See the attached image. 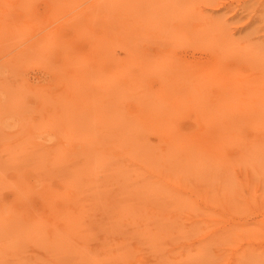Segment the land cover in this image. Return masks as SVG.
<instances>
[{"label":"rangeland","instance_id":"374dc122","mask_svg":"<svg viewBox=\"0 0 264 264\" xmlns=\"http://www.w3.org/2000/svg\"><path fill=\"white\" fill-rule=\"evenodd\" d=\"M31 1L32 0L30 1L28 0H0V30H1L0 31V110H1L0 116L2 117V118L0 117V157L2 156L1 157L2 159L0 158V163L2 165L0 164V166L3 168L2 170L0 169V177H2L1 180H3L4 178V182L0 180V184H1L0 186L2 188L4 187L6 188L4 189L5 191L3 189H0V198H1L0 199V212L3 211L2 214H0V218L3 220L6 219L5 222L3 220L0 221L1 222L0 228H5L7 231V232H2L0 234L2 236L0 237V264H24V263L25 264H80V263L81 264H96L97 260H99L100 258V256H98L100 252L103 257L106 254V257H104V259L100 258L101 263H99L98 261L99 264H108V261H109V264H111L112 261H113L112 264H167V263L173 264L174 262H177L178 260L180 261L174 264H181V262H184L182 264H197V263L201 264V261L204 262L207 260L205 259V257L206 258L208 257L209 258L208 260L211 261V262L207 261L208 264L210 263L211 264H264V183H262L264 182V176H262L264 174L257 173V172L264 173V153H262L264 152V150H262V148H264L262 146L264 145L261 146L262 148L258 147L259 140H260V144L264 143V127H261V126H264V104H260V102L264 103V0H138V1L137 0H113V1L112 0H104V1L100 0V2L99 0H74L75 2L73 0H63V1L62 0H55V1L54 0H33L32 2ZM56 4H58V6ZM52 6L53 7L55 6V7L52 8ZM47 14H51L50 17ZM66 21H68L70 24ZM158 24L160 26H158ZM17 25H18V28H17ZM20 26H23V27L20 28ZM159 27L160 28L162 27V28L160 29ZM23 29H25V33ZM166 29H167V32H166ZM136 32L137 34L140 32L141 33L137 35L135 34ZM53 34L55 35L53 36ZM138 36H140L141 38ZM134 38L137 40L136 42ZM95 41H98V42L96 43ZM101 41H103V43ZM45 42L47 43L45 44ZM30 44H31V48L29 47ZM69 51H73V52H69ZM36 52H39V53H36ZM67 53H68V56H67ZM92 53H95L96 55ZM100 53H102V57ZM110 53H111V57L109 56ZM159 54H161L162 56L161 59H158L160 58ZM95 56L97 57L95 58ZM70 58L71 60H69ZM140 58L142 59L140 60ZM154 58H157V59H154ZM167 58H169L170 62L168 61ZM106 59L108 60L112 59V60L106 61ZM164 59H167V60H164ZM37 61L39 62L38 64H37ZM165 62L167 64H165ZM44 64H45V67H44ZM46 64H47V67H46ZM102 65L104 68H106L107 71L104 68L103 69L101 68ZM120 65H121V70H123V72L119 69ZM148 65L150 68L148 67ZM155 65L156 66L161 65V68L163 67V69L161 70L159 69L160 74H158L159 70H157L160 67H157L156 69ZM85 68L87 69L85 70ZM144 68H145V71H144ZM72 69L74 70L77 69V70L76 72H72L74 71ZM125 70H127L128 73L125 72L124 74ZM141 70H143L144 72ZM153 70H156V71H153ZM101 71H104V72H101ZM165 71L168 75L165 73ZM187 71H189L188 75H187L188 73ZM90 72L94 75H92ZM161 72H164V73L161 74ZM185 72L187 76H190V78L194 77L193 80L195 79V76L196 78H198L200 76L214 77L215 75L216 79L214 80L216 81L212 80L211 78L210 82L208 83L209 85H206L207 87L205 88V91L199 92L196 86L197 84H194L195 81L191 82L192 79L188 78L187 80L186 79L187 77H184L186 76L184 74ZM182 73L184 76L182 75ZM209 73H211V75ZM227 73L229 74L224 75ZM174 74H177V75H174ZM212 74L214 75L212 76ZM108 75H110L109 77H111V79L108 77ZM159 75L164 76V77L161 78L159 77ZM219 75L222 76V78L225 76L228 77L231 75L229 79L226 78L224 80L230 82L231 79L233 78L232 80L233 84H232V81L231 83L226 82L228 85H224L226 86V88H223L221 85L224 81L222 82V79ZM135 76H137V78ZM112 77H114V79ZM123 77L124 78L126 77V79L128 78L130 81L128 79L127 80L124 79ZM132 77H134V79ZM118 78L121 80H119ZM138 79H140L141 81H138ZM178 79L180 80V82L178 81ZM100 80H101V85H99ZM114 81L116 82L114 83ZM211 81H214L216 83L212 84L213 82L211 83ZM218 81H221V82H218ZM104 82L105 84H103ZM162 83L163 84L165 83V86ZM176 83H178L177 85L179 86H177ZM242 83L244 85L248 83L249 86L251 85L253 86V88L251 89L247 85L246 86L248 88L247 90V88L244 87ZM113 84H114V87H113ZM117 84H120L122 86H119ZM215 84L217 85L215 86ZM233 85H234V88H235V85H236V88L238 86V89L243 86V88H241L242 91L240 90L239 91L241 93L244 91V94L242 93L241 95V93L238 92L237 91L238 89L236 90V88H235L236 91L235 90L233 91V88H232ZM193 86L195 87V90L193 89L194 88ZM172 88L173 89L175 88L177 90L174 89L175 91L173 93ZM189 88H190V91H189ZM207 88H208V93L206 92ZM34 89L35 90L37 89L38 91H34ZM161 90L162 91L164 90L163 91L164 98L161 96L162 95V93H160ZM178 90H179V93H182V95L184 94H187V95L181 96V94L178 93ZM229 90L232 93L229 92ZM245 90H246V93H245ZM39 91L41 93H39ZM150 92L152 93L151 95H150ZM236 92L237 94H234ZM159 93L161 97L158 96ZM111 94L112 95L114 94L113 97ZM175 94H176V98L174 96ZM231 94L233 95L231 96ZM141 96H143L144 99L141 98ZM234 96L236 98L239 97L241 101L240 100L236 101V98ZM245 96L246 97L248 96V97L246 98ZM159 97L161 99H159ZM150 98H151V102L149 101ZM54 99H57V101ZM140 99L142 101H140ZM156 99L158 100L156 101ZM229 99L230 101L228 102ZM109 100L111 102H109ZM165 100H167V102ZM162 101H165V102H162ZM169 101L173 105L170 104ZM239 101H240V104H239ZM248 102L250 105L247 104ZM229 104H232V105H229ZM52 105L53 106L55 105L54 106L55 109L53 108ZM98 105H101V106H98ZM227 105H228V108L226 107ZM241 105H244V106H241ZM151 106H153V109H149V108H152ZM171 106H173V108ZM33 107L36 109H34ZM16 108H18L19 110ZM112 108L115 110H113ZM139 108L141 112H138L140 111L138 110ZM24 109H27V110H24ZM38 109L39 110L41 109L42 111L41 110L39 111ZM89 109L90 111H88ZM103 109H104V112H103ZM144 109H146V111H144ZM161 110H163V112ZM213 110H216V111L213 112ZM83 111L85 112V114ZM158 111L159 113H157ZM143 112H147V113H143ZM138 113H141L142 118L138 117L140 116L138 115ZM216 113L218 114L216 115ZM219 113H222V114H219ZM124 114L126 116H124ZM133 115H135V117ZM148 115H150L152 118L154 117L153 120L150 119ZM196 115L199 116L201 120ZM6 116L8 117V119ZM11 116L13 117L11 118ZM120 116L122 117L120 118ZM146 116L148 117L146 118ZM62 117L64 118V121ZM113 117H115L114 121H113ZM207 117H209V120ZM203 120H205L206 122ZM230 120H232L233 122L231 123ZM199 122L200 124L198 127L197 123ZM113 123H114V126H113ZM202 123L204 124V126L202 125ZM43 125H45L46 127ZM164 125H165V128H164ZM33 126L35 128H33ZM73 126L76 128H74ZM197 127L199 128V130ZM205 127H207V130L210 132H208ZM155 128L157 130L154 131ZM172 131L173 133H170ZM219 133L222 134L223 136L220 135ZM53 134H55L56 136H54ZM156 134L159 137L155 136ZM225 135H227L228 137L224 138ZM232 135H236V137L241 136L240 137L242 138L241 140H244L245 137H246L245 138L246 140H249V139L252 140V138L253 140L255 139V141H252V143L250 144L251 146L254 145L252 146L251 149L254 150L255 153L253 151L250 152L251 150L249 151L250 153L247 150H245V154H246L245 155L246 158H245V156H243L244 153L243 155L240 154L243 149L241 140L238 139L239 144H240L239 148H235V147H238L237 145L238 141L236 140L237 138L235 139L232 138L233 137ZM61 136L64 140L61 138ZM229 136L233 140H235V142L237 141L236 142L237 144L234 143V141L232 142ZM192 138L194 139V141L192 140ZM212 139L214 140L219 139V141H216L217 143L221 142L222 146L226 145L225 147H227V149L222 148V150H224L226 154L237 155L236 153H239V152L240 153L235 158L234 157L232 158V155H230L232 159H230V157L229 159L225 157L226 159L230 161L231 160L234 161V164H233L234 166H232L233 168L230 166L228 168V165H230V163L228 164V160L223 158V156L221 155V154L224 155V153L219 154L221 155L219 159L223 158V162H224V163L223 162L221 163V166L217 167L216 161L213 162L214 166L212 165L213 163L210 165V162L209 164H207L204 161V164L199 165L198 167L199 169L196 167L197 170H199L198 172L200 173V175L198 173V177L206 181L205 185H203L204 180L202 181L200 178L199 180L198 179L192 180V178H190L188 174L190 173L188 172V170L185 171L186 173H183V174H187L184 176L186 177L188 176L191 180V182L189 179L186 180V181L189 180L188 182H186L188 183L187 184L188 187H186V185L183 184L185 185V187H181V185L180 186L177 185V186H171V189L176 192L180 190L182 195L180 194V192L179 193L177 192V193L179 194V196L181 195L180 197L184 196L182 198L185 199L184 200L185 203L190 202L191 204L192 203L191 200H193V203H192L193 207L191 206L192 204L189 205L190 207L186 205L185 206V208H187L186 211H185V208L178 209L180 210L178 211L176 210V207H169L170 205L167 203L168 201H170L169 200L170 198H168L169 196L164 195V197L161 199L160 196H158L159 198H157V196L155 197L153 195L147 196L145 194L140 195V194H136L133 192L131 193L130 190L128 189H131L130 187H137L139 184L138 180H141L142 177H140V175H134V173L132 172L131 173L133 175L130 174L129 176L130 169H136L135 167L126 170V173L127 171L129 173L126 174L125 176L124 174L125 170H123V168L121 169V167H118V166H121L122 164L116 165V163H118L117 158L119 155H116L117 158H114L115 156L114 153L116 154L121 153L120 154L121 156L124 151H127V148L130 151H132L131 153H133L134 156L136 154H138L136 155V157L140 156V153H144V151L146 150V148L143 145L146 144V142L148 141L147 143H152L150 145L147 144L148 146L147 149L149 150V154L151 153L150 150L152 151L154 148L157 149V147L155 146L159 147L160 153L164 152L167 149L165 151L167 153L164 152L165 153L164 155H167V154L170 155L169 158L167 155V158L169 159L168 161L169 163L167 164H171L172 162L171 156H175V154L177 157L179 156L178 158H175L176 157L175 156L174 157L175 159H173L177 163L176 164L173 161L175 167L172 166V168L174 167L175 171H176V168H178L179 171L181 170L179 167H176L180 163L182 165L184 163L187 164V166H185V164L183 165L184 168L185 167L188 168L189 166H191L189 171L193 169L195 171L194 166L196 164H199L200 160H199V163L197 160H196L197 163H195L194 161L195 159L193 160L191 159V157L193 158L195 156H192V155L196 154V153L194 154L195 151H198V150L200 151V148H202L201 145L203 147L204 145L205 147H208L207 142H209V140L213 141ZM119 140L122 141L121 143L122 147L119 146L121 145L119 144L120 143ZM188 140L189 142H187ZM203 140L204 141L207 140L206 144L204 143ZM123 141L126 142L125 143L126 146ZM128 141L129 142L132 141L134 142V144H137L140 141L142 144L143 142L142 146L140 144H137L135 145V147H141V148L144 147L145 150L143 148H142L143 151L142 149L135 150V149H138L135 147H134L135 149H132L133 148L132 146H134L132 145L133 144L132 142H131L132 144L129 143V145H132L130 146L132 148H130L129 145L127 146ZM169 141H171L170 145H168ZM191 141L193 143L196 142V144L197 142L200 141L196 145V149L194 148L195 146L193 145L191 146V144L193 143L189 144ZM229 141H231L230 145H228L227 143ZM65 142L67 143V145ZM176 142H178L177 143L178 145H176ZM180 142L183 143L182 145L184 144L186 145L187 143L189 144V146L187 144L186 146L184 147L182 146V147L187 148L186 153L189 152L188 150L191 151L189 153L190 157L187 155L185 156L183 155L184 149L183 148L180 149L181 147ZM99 143H103V144H99ZM4 144H5V147H4ZM214 144H212V147L209 148V151L211 149H214L213 147ZM235 144L237 146H235ZM91 145H93V147ZM100 145L103 147H101ZM151 145L153 149H151L152 147L150 148ZM167 145L168 147L170 146L169 147L171 148L170 150L167 147ZM174 145L177 146L176 152L174 149L175 147ZM45 146L46 147L48 146V148L56 146L55 148L58 150H60L61 148H64L62 149L63 151L62 150L61 151L64 152L65 150L68 153H70V155H67L68 153L66 152L67 158L69 159L70 158L73 159L74 157L73 152L75 151L79 152V155H78L79 157L84 158V159L80 158L81 160L77 158L78 163L76 166H74L76 171L70 172V177L71 176L73 177V179H71L72 177L68 178L72 186L71 189L70 187L68 188V186L70 185L65 186L64 182H62V180L58 178L60 175L57 169H55L57 173L50 169L53 163L55 165L57 163H55L54 160H53L54 161L53 163H52V160L51 162H49L48 160L55 159L54 155H56L57 157L58 150H55L53 148V151L56 153V154H54V152L52 153L54 157H52L51 156L52 154L50 153L52 152V150L51 151L49 150L50 152L49 151L48 152L50 153V156L52 157L50 158L46 154H45L46 156L40 154L41 151L42 152L44 151L46 153V150L48 148L46 149ZM84 146L85 148H83ZM187 146L190 148L188 149ZM197 146H198V150H197ZM255 146H257L258 148H261L259 149L260 151L257 150L258 148L257 149L255 148L256 150L253 149V147ZM178 148L180 152H178L179 151ZM37 149H40L39 152L37 151ZM82 150L84 152H82ZM97 150H98V153L96 152ZM99 150L101 152H99ZM61 151H59L60 155L59 154L58 155L61 156L60 158L63 159L64 157L62 156H65V153L62 154ZM87 151L94 152L92 155L95 154L94 156L97 157V160L99 157L97 155H100L101 158H99V160H102V161H97L94 158V156H92L91 153ZM8 152H10V154ZM220 152H221V149H220ZM206 153H209V152H206ZM82 154L84 155L80 156ZM102 154H104V156ZM239 155L240 157L242 155L241 157L242 159L238 158ZM108 156H109V159H108ZM181 156H182V159H181ZM39 157H41L42 160L41 158L39 159ZM47 157H48V160H47ZM88 157H90L91 159H89ZM105 157H107V159H104ZM218 157L216 158L214 157L213 159H217ZM248 157H251V158H249L248 160L247 159ZM24 158H25V161L27 160V158L28 160L31 158L32 161L27 160L28 162L27 161L25 162L23 160ZM58 158L59 157L56 158V161ZM67 158L66 160H68ZM3 159L5 160V164H4ZM45 159L48 161L46 163L48 164L52 163V164L49 166L48 164L46 165ZM87 159L91 160L94 164ZM115 159H117L116 163H115L116 161ZM136 159H140V157ZM159 159L157 158L158 164H159L158 162ZM243 159H245L244 163L243 161H241ZM40 160L44 162L45 166L44 164L41 163ZM238 160H240L239 161L240 165L238 163ZM62 161H65V159L61 160V162ZM163 161L166 162V160H163ZM163 161L160 160V163H162ZM182 161H184V163ZM189 161L191 165H189L188 163ZM208 161L210 160L208 159ZM105 162H107V164H104L103 168L100 167V166H103L102 163H105ZM201 162H203V160H201ZM23 163L24 164L29 163V165L24 166ZM97 163L101 170L100 171L98 169V171L102 172V175L105 173L103 176L101 174H97V173H100V172H97L96 170ZM111 163L117 166V167L115 166V172L117 174L113 173L114 166L112 167ZM231 163L233 162L231 161ZM251 163L253 164V168H252V165H249ZM54 164L53 166H55ZM85 164L87 165L90 164L88 168H91V166L93 168L96 165L94 172L92 173L91 170L87 168V165L85 167ZM34 165H36L35 166L36 168H41V169L39 170L37 169L38 170L37 171ZM256 165L258 166L254 167ZM4 166L6 167L4 168ZM82 166H83L82 168L83 170L80 169ZM76 167L79 168L82 172L79 169L77 170ZM107 167L109 169H107ZM222 168L232 169L230 170L231 172L233 171L232 173L234 175V176L232 175L233 177L227 174L226 172L224 173L225 174L224 176L229 175L227 176L228 177L227 180L229 181L234 180L233 182L227 183L225 181L226 179H224L225 182H222L223 181L222 179L224 178V177L222 178L223 176ZM255 168L257 172H255L256 171ZM28 169H29V172H28ZM34 169L36 170V174H35ZM49 169L51 170V173L53 175H51ZM116 169L118 170V172L116 171ZM42 170L43 171L46 170L45 175L43 173L40 175ZM86 170H88L87 173H86ZM95 170L97 172L96 174H95ZM183 170L184 169H182V171L178 173L181 174ZM244 170L248 174H250V178H251V173H252V176L254 175V177L256 176V173H257L256 177L259 178V176L260 177L262 176L261 177L262 180L256 178L257 181L259 182H255L256 181L255 179H254L255 181L253 182V178H251L252 181H250V183H246L247 185H245L244 180L243 181L241 180L242 176H245V173H243L245 172ZM37 172L39 173V176H40L38 179L43 178L42 182L41 181L39 182V180L37 179V176H38ZM106 172H107V175H106ZM196 172L190 175L195 178V176H197ZM84 173L86 175L88 174V176H85L86 179H84L85 177L82 176V174L85 175ZM110 173L114 174V178L113 177L111 178L112 175H110ZM23 174H27V175H23ZM46 175H48V177ZM97 175H99L100 178ZM118 175H122V177ZM55 176L58 179H55ZM89 176L90 178H88ZM101 176H102V179H101ZM105 176L106 177L108 176V177L106 178ZM131 176L133 177L132 179L129 178ZM118 177L122 178L123 179L122 181H125V183L122 182L121 180H119L121 184L118 183L119 182L118 180L115 181V178L117 179ZM138 177H140V179H138ZM23 178L25 181H23ZM134 178H136L137 181L134 180ZM76 179L80 183L84 182L83 185L86 182V184L88 185L92 184V186L94 187L92 188L87 185H85L84 188L82 186L80 187L78 183L76 182ZM96 179L100 185H97ZM130 179L132 181L134 180L133 182L136 181L138 184H136L135 182V184L130 185L132 184L130 183L131 181ZM72 180L76 182V185L78 187L74 184L75 182L73 183ZM102 180L104 181L105 184L102 182ZM197 180L199 181L198 185H196ZM88 181L90 183H88ZM110 181H112V183L115 182L114 184H112V189L114 188L113 185L116 184L115 187H117L118 189L115 188V190L118 191L121 188L123 190L128 191L131 196L128 193H126V191L125 192L122 191L123 194L121 192V195L124 196V199L126 198L125 200L123 199L124 200L123 201L121 199L123 196L119 197L116 194L111 195L112 193H110L109 192L110 190L107 188V186L108 187L110 186L109 188H111ZM1 182L3 183L4 187L2 186ZM209 182L210 184L211 183L213 184V185L211 184V187L213 186L212 188L209 186ZM13 183L15 184V186H12ZM41 183H43L44 187H49L50 190L55 189L54 190L55 192L58 191L57 192L58 195L56 196L55 192L52 190L50 192H53V194L50 192L48 193L44 192L43 194L45 196L42 195L43 196L42 197L40 195L42 194L40 192V189H42ZM232 183L234 184L236 183V184L235 185L233 184L234 185L233 186ZM189 184H191V186ZM221 184L226 185V186H223L224 188H222ZM252 185L254 186L251 187ZM86 186L88 187V190ZM103 186L105 187L103 188ZM195 186L197 187V189L195 188ZM226 187L228 188L226 189ZM240 187H242V190H240ZM16 188L18 190V193L21 196L18 199L19 200L23 199L26 204L23 201L19 205L18 203L19 201L17 202V197L16 199H14L15 198L14 193H17L15 190ZM72 188L74 190L75 188L76 189L78 188L79 191L77 190L75 191L73 190V191L76 192L78 195L81 193L80 194L81 196L80 195L79 197L74 196L76 194H73L74 197L71 196V194L73 193V191H71ZM94 188L96 190L95 193L97 194L98 197L92 196L91 194L93 193L95 195V193L93 192ZM203 188H206V189H203ZM35 189H39V190H35ZM97 189H99L100 191ZM222 189H224L225 191ZM24 190H27V191L25 192ZM194 190L196 191V193L194 192ZM207 190H210V194H211L209 195L210 197L208 196ZM219 190H221L222 192L224 191V193L220 192ZM98 191L99 193H97ZM101 191H103V193ZM197 191H199V193ZM34 192L36 193V195H34ZM88 192H89V196H88ZM105 192L110 193V195H107ZM111 192L114 193L115 191L112 190ZM46 193L49 195L52 194L53 196H55L54 199L52 198L53 201L52 200L50 201L52 195H50V198L47 200L48 202L46 201V198L44 197L49 196V195L46 196ZM59 193L60 194L62 193L63 195L70 194L69 196L71 197H69L68 195L61 196ZM227 194L229 195L227 196ZM39 195L42 198H44L45 201H43V199L39 197ZM186 195L190 198V201H189V198L186 197ZM221 195L223 197H221ZM137 196L138 197L141 196V197L137 199ZM75 197H78V199L81 202L79 200H75ZM80 197L82 198V200ZM142 198L144 199L143 201H142ZM210 198L212 199V201ZM62 199L63 200L65 199L64 200L65 202ZM164 199L166 202H164ZM218 200L221 204L218 202ZM77 201L79 205L77 204ZM210 201L213 203H211ZM63 202L64 204H62ZM12 204L14 205V207H16V209L18 208L17 209L19 210L18 212L17 210L16 211L14 210L15 208L12 206ZM18 205L20 208L18 207ZM63 205L66 207H63ZM26 207L28 208L26 209L27 211L24 209ZM65 208L67 209V211ZM198 209H200L202 213H200ZM205 209H208L209 212H207V210ZM20 210L22 211L20 212ZM68 210L71 212V214ZM23 211L25 212L24 214H23ZM13 214H15V218ZM19 214L21 215V217ZM210 214L212 217H210ZM196 215H198L199 218ZM39 218H41V220ZM21 219H22L23 224L21 223ZM76 219L77 220L82 219V220L77 221ZM31 221H33V223ZM77 222L79 225L77 224ZM66 224H69L70 227L69 225L66 226ZM81 224H82V227H81ZM210 225H212V227ZM65 227L66 229L64 231ZM176 227L180 228L181 232L183 233L177 234L179 230ZM206 228H209L210 230L207 229L206 231ZM185 229L187 233L184 232ZM200 229H202L203 231L201 230L202 232H200L199 231ZM66 230L70 232L66 233ZM60 231H62L63 234ZM191 233H193L194 235ZM217 233L218 234L222 233L223 235L217 236L216 235ZM236 233H238L237 234L238 236L236 235ZM66 234L67 235L69 234V235L67 236ZM180 234L181 235L183 234L184 236L182 235V237H180ZM56 236L59 238H57ZM221 237L223 238L219 240ZM200 239L202 241H199ZM210 239L211 241H213L214 244L210 241H209V244L205 242V240H210ZM222 241H224L223 243L224 245L222 244ZM219 242H220V245H218ZM57 244L60 247H58ZM201 244H204V245H201ZM205 244L208 246L211 244V246L209 247L206 246L207 247L206 249L209 250L207 252L208 254L204 252L206 250ZM200 245L201 247L198 248V246ZM53 248L56 251H54ZM80 248L81 250H79ZM196 248H198L199 253ZM186 251H188V253L190 251L189 256H187L188 253H185ZM201 253L202 255H204V259H203V256L201 259V256H200ZM55 255H57L58 257L57 256L55 257ZM108 256H112L111 260H109ZM180 256L183 258H181ZM190 256L192 257L195 256V258H193L194 263H192L191 261L192 259L191 260L189 259ZM197 256L200 257L199 258L200 262H197V260H194L197 258ZM50 259L51 260L53 259V263ZM56 259L57 261H54ZM65 259H68V260H65ZM174 259H177V260H174ZM77 260L79 262H77ZM212 260L214 262H212ZM73 261H75L76 263L75 262L73 263ZM207 263L205 262V264Z\"/></svg>","mask_w":264,"mask_h":264},{"label":"bare ground","instance_id":"6f19581e","mask_svg":"<svg viewBox=\"0 0 264 264\" xmlns=\"http://www.w3.org/2000/svg\"><path fill=\"white\" fill-rule=\"evenodd\" d=\"M28 1H30V0H28ZM32 1H33V0H32ZM32 1H31V2H32ZM54 1H55V0H54ZM62 1H63V0H62ZM73 1H74V0H73ZM103 1H104V0H103ZM112 1H113V0H112ZM137 1H138V0H137ZM18 2H19V1H18ZM57 2H58V1H57ZM74 2H75V1H74ZM99 2H100V0H99ZM27 3H29V2H27ZM55 3H56V2H55ZM101 3H102V2H101ZM124 3H125V2H124ZM20 4H21V3H20ZM52 4H53V3H52ZM52 4H51V5H52ZM58 4H59V3H58ZM58 4H56V5L58 6ZM96 4H97V2H96ZM56 5H55V6H56ZM129 5H130V3H129ZM29 6H30V4H29ZM55 6H54V7H55ZM59 6H60V5H59ZM115 6H116V5H115ZM54 7L52 6V8H54ZM58 8H59V7H58ZM84 8H85V7H84ZM108 8H109V7H108ZM99 9H100V8H99ZM110 9H111V8H110ZM7 10H9V9H7ZM23 10H24V9H23ZM60 10H61V9H60ZM94 10H95V9H94ZM152 12H153V11H152ZM4 13H5V12H4ZM48 13H49V12H48ZM50 13H51V12H50ZM99 13H100V11H99ZM9 14H10V13H9ZM47 15L50 17L51 14H47ZM56 15H57V13H56ZM130 15H132V14H130ZM107 16H108V15H107ZM134 17H135V16H134ZM147 17H148V16H147ZM157 17H158V16H157ZM2 18H3V17H2ZM87 18H88V17H87ZM121 18H122V17H121ZM148 18H149V17H148ZM161 18H162V17H161ZM161 18H160V19H161ZM27 19H28V18H27ZM53 19H54V18H53ZM70 19H71V18H70ZM89 19H90V18H89ZM149 20H150V19H149ZM1 21H3V20H1ZM4 21H5V19H4ZM85 21H86V19H85ZM87 21H88V20H87ZM126 21H127V20H126ZM20 22H21V20H20ZM66 22H68V21H66ZM119 22H120V21H119ZM129 22H130V21H129ZM131 22H132V21H131ZM151 22H152V21H151ZM9 23H10V22H9ZM68 23H69V22H68ZM133 23H134V22H133ZM165 23H166V22H165ZM21 24H22V22H21ZM69 24H70V23H69ZM85 24H86V23H85ZM121 24H122V23H121ZM117 25H118V24H117ZM148 25H149V24H148ZM32 26H33V24H32ZM132 26H133V25H132ZM158 26H160V25L158 24ZM6 27H7V26H6ZM15 27H16V26H15ZM21 27H23V26H20V28H21ZM147 27H148V26H147ZM150 27H151V26H150ZM150 27H149V28H150ZM17 28H18V25H17ZM26 28H27V27H26ZM102 28H103V27H102ZM149 28H148V29H149ZM157 28H158V27H157ZM159 28H160V27H159ZM161 28H162V27H161ZM161 28H160V29H161ZM105 29H106V28H105ZM123 29H124V28H123ZM140 29H141V28H140ZM150 29H151V28H150ZM14 30H15V28H14ZM0 31H1V30H0ZM23 31H24V33H25V29H23ZM147 31H148V30H147ZM164 31H165V30H164ZM12 32H13V31H12ZM36 32H37V31H36ZM36 32H35V33H36ZM154 32H155V31H154ZM166 32H167V29H166ZM166 32H165V33H166ZM52 33H53V32H52ZM87 33H88V32H87ZM140 33H141V32H140ZM140 33H138V34H140ZM39 34H40V33H39ZM39 34H38V35H39ZM135 34H137V32H136ZM138 34H137V35H138ZM142 34H143V33H142ZM54 35H55V34H53V36H54ZM125 35H126V34H125ZM147 35H148V34H147ZM150 35H151V34H150ZM1 36H2V35H1ZM99 36H100V35H99ZM95 37H96V36H95ZM108 37H109V36H108ZM138 37H140V36H138ZM145 37H146V36H145ZM49 38H51V37H49ZM140 38H141V37H140ZM178 38H179V37H178ZM66 39H67V38H66ZM95 39H96V38H95ZM134 39H135V38H134ZM92 40H94V39H92ZM96 40H97V39H96ZM164 40H165V39H164ZM136 41H137V40L135 39V42H136ZM90 42H91V41H90ZM95 42L97 43L98 41H95ZM101 42L103 43V41H101ZM104 42H105V41H104ZM46 43H47V42H45V44H46ZM42 45H43V44H42ZM42 45H41V46H42ZM48 45H49V44H48ZM134 45H135V44H134ZM29 47L31 48V44H30ZM42 47H43V46H42ZM49 47H50V46H49ZM44 48H46V47H44ZM46 49H48V48H46ZM68 49H69V48H68ZM91 49H92V48H91ZM99 50H100V49H99ZM128 50H129V49H128ZM66 51H67V50H66ZM41 52H42V51H41ZM69 52H73V51H69ZM138 52H140V51H138ZM138 52H137V53H138ZM26 53H27V52H26ZM33 53H34V52H33ZM36 53H39V52H36ZM61 53H62V52H61ZM64 53H65V52H64ZM64 53H63V54H64ZM216 53H217V52H216ZM220 53H221V52H220ZM220 53H219V55H220ZM30 54H31V53H30ZM92 54H95V53H92ZM100 54H101V57H102V53H100ZM214 54H215V53H214ZM44 55H45V54H44ZM64 55H65V54H64ZM73 55H74V54H73ZM76 55H77V54H76ZM95 55H96V54H95ZM132 55H133V54H132ZM159 55H160V58H158V59H161L162 56H161V54H159ZM41 56H42V55H41ZM65 56H66V55H65ZM67 56H68V53H67ZM71 56H72V55H71ZM71 56H70V57H71ZM109 56L111 57V53H110ZM96 57H97V56H95V58H96ZM153 57H154V56H153ZM158 57H159V56H158ZM165 57H166V56H165ZM222 57H224V56H222ZM222 57H221V58H222ZM89 58H90V57H89ZM95 58H94V59H95ZM99 58H100V57H99ZM105 58H106V57H105ZM35 59H36V58H35ZM39 59H41V58H39ZM43 59H44V58H43ZM65 59H66V58H65ZM92 59H93V58H92ZM131 59H132V58H131ZM141 59H142V58H140V60H141ZM154 59H157V58H154ZM162 59H163V58H162ZM167 59H168V61H169V58H167ZM167 59H164V60H167ZM67 60H68V59H67ZM69 60H71V58H70ZM111 60H112V59H110V60L106 59V61H111ZM127 60H128V59H127ZM136 60H138V59H136ZM136 60H135V61H136ZM220 60H221V59H220ZM38 61H39V60H38ZM38 61H37V64L39 63ZM50 61H51V60H50ZM222 61H223V60H222ZM42 62H43V61H42ZM66 62H67V61H66ZM92 62H93V61H92ZM143 62H144V60H143ZM153 62H154V61H153ZM166 62H167V61H166ZM166 62H165V64H167ZM169 62H170V61H169ZM34 63H35V62H34ZM34 63H33V64H34ZM50 63H51V62H50ZM93 63H94V62H93ZM101 63H102V61H101ZM101 63H100V65H101ZM138 63H140V62H138ZM138 63H137V64H138ZM154 63H155V62H154ZM154 63H153V64H154ZM37 64H36V65H37ZM95 64H96V63H95ZM98 64H99V62H98ZM123 64H124V63H123ZM147 64H148V63H147ZM147 64H145V65H147ZM157 64H158V63H157ZM161 64H162V63H161ZM163 64H164V63H163ZM103 65H104V64H103ZM103 65L101 66L102 69L104 68ZM124 65H125V64H124ZM142 65H143V64H142ZM149 65H150V64H149ZM149 65H148V67H149ZM175 65H176V64H175ZM83 66H84V65H83ZM150 66H151V65H150ZM152 66H154V65H152ZM164 66H165V65H164ZM172 66H173V65H172ZM44 67H45V64H44ZM46 67H47V64H46ZM57 67H58V66H57ZM73 67H75V66H73ZM87 67H88V66H87ZM93 67H94V65H93ZM157 67H160V68L157 69ZM52 68H53V67H52ZM76 68H77V67H76ZM139 68H140V67H139ZM149 68H150V67H149ZM155 68H156L157 70H159V69H160V70L163 69V67L161 68V65H160V66H156V65H155ZM86 69H87V68H85V70H86ZM104 69L106 70V68H104ZM119 69L121 70V65H120V68H119ZM141 69H142V68H141ZM56 70H57V69H56ZM72 70H74V69H72ZM76 70H77V69H76ZM76 70H74V71H72V72H76ZM91 70H92V69H91ZM111 70H112V69H111ZM160 70L158 71V72H159L158 74H160ZM186 70H187V69H186ZM51 71H52V70H51ZM106 71H107V70H106ZM117 71H119V70H117ZM121 71L123 72V70H121ZM141 71H143V70H141ZM144 71H145V68H144ZM144 71H143V72H144ZM148 71H149V69H148ZM153 71H156V70H153ZM52 72H53V71H52ZM58 72H59V71H58ZM92 72H93V71H92ZM101 72H104V71H101ZM111 72H112V71H111ZM125 72H127V70L124 71V74H125ZM187 72H188V73H187V75H188V74H189V71H187ZM205 72H207V71H205ZM55 73H56V72H55ZM90 73H91V72H90ZM105 73H106V72H105ZM112 73H113V72H112ZM116 73H117V72H116ZM127 73H128V72H127ZM129 73H130V72H129ZM155 73H157V72H155ZM162 73H164V72H161V74H162ZM165 73H166V71H165ZM168 73H169V72H168ZM190 73H191V72H190ZM202 73H203V72H202ZM58 74H59V73H58ZM61 74H62V73H61ZM74 74H75V73H74ZM81 74H82V73H81ZM83 74H84V72H83ZM91 74H92V73H91ZM102 74H103V73H102ZM107 74H108V73H107ZM107 74H106V75H107ZM148 74H149V73H148ZM166 74H167V73H166ZM184 74L186 75V72H185ZM204 74H205V73H204ZM209 74L211 75V73H209ZM228 74H229V73L224 74V75H228ZM85 75H86V74H85ZM92 75H94V74H92ZM97 75H98V74H97ZM97 75H96V76H97ZM104 75H105V74H104ZM113 75H115V74H113ZM117 75H118V74H117ZM117 75H116V76H117ZM137 75H138V74H137ZM167 75H168V74H167ZM167 75H166V76H167ZM174 75H177V74H174ZM182 75H183V73H182ZM187 75H186V76L183 75V76H184V77H187L186 79L188 80V78H190V76H187ZM213 75H214V74H212V76H213ZM71 76H72V75H71ZM74 76H75V75H74ZM109 76H110V75H108V77H109ZM118 76H119V75H118ZM192 76H194V75H192ZM219 76H220V75H219ZM230 76H231V75H230ZM230 76H228V77L225 76V77H223V78H222V76H220L221 79H222V82L224 81V82H223L224 84L222 83V85H221L223 88H226V86H224V85H228V84L226 83V82H228V81H226V80H224V79H226V78L229 79ZM57 77H58V76H57ZM60 77H61V76H60ZM90 77H91V76H90ZM90 77H89V78H90ZM114 77H115V76H114ZM114 77H112V78L114 79ZM121 77H122V76H121ZM121 77H120V78H121ZM135 77L137 78V76H135ZM159 77L162 78V77H164V76H160V75H159ZM172 77H173V76H172ZM79 78H80V77H79ZM109 78L111 79V77H109ZM123 78H124V77H123ZM123 78H122V79H123ZM132 78L134 79V77H132ZM138 78H140V77H138ZM141 78H142V76H141ZM166 78H167V77H166ZM193 78H194V77H193ZM193 78H192V77L190 78V79H192L191 82H192V81H195V82H196V83L194 82V84H197L196 86H197L198 91H199V92H204V91H205V88L207 87L206 85H209L208 83L210 82L211 78H212V80H214V79H216V76H215V75H214V77H211V76H210V77H209V76H200V77H198V78H196V76H195V79H194V80H193ZM231 78H232V77H231ZM248 78H249V77H248ZM77 79H78V78H77ZM80 79H81V78H80ZM118 79H119V78H118ZM118 79H117V80H118ZM124 79H126V77H125ZM127 79H128V78H127ZM127 79H126V80H127ZM163 79H164V78H163ZM176 79H177V78H176ZM184 79H185V78H184ZM190 79H189V80H190ZM217 79H218V78H217ZM81 80H82V79H81ZM119 80H121V79H119ZM128 80H129V79H128ZM166 80H167V79H166ZM168 80H169V79H168ZM181 80H182V79H181ZM187 80H186V81H187ZM232 80H233V78L231 79V81H232ZM257 80H258V79H257ZM60 81H61V80H60ZM129 81H130V80H129ZM138 81H141V80L138 79ZM173 81H174V80H173ZM178 81L180 82L179 79H178ZM214 81H216V80H214ZM214 81H211V83H212V82H213L212 84L216 83V82H214ZM231 81L228 82V83H231ZM251 81H252V80H251ZM76 82H77V81H76ZM83 82H84V81H83ZM102 82H103V81H102ZM115 82H116V81H114V83H115ZM176 82H177V80H176ZM191 82H190V83H191ZM218 82H221V81H218ZM4 83H5V82H4ZM52 83H53V82H52ZM58 83H59V82H58ZM78 83H79V82H78ZM118 83H119V82H118ZM124 83H125V82H124ZM124 83H123V84H124ZM126 83H127V81H126ZM132 83H134V82H132ZM165 83H166V82H165ZM165 83H164V84L162 83V84L165 86ZM172 83H174V82H172ZM186 83H187V82H186ZM20 84H21V83H20ZM56 84H57V83H56ZM81 84H83V83H81ZM85 84H86V83H85ZM93 84H94V83H93ZM98 84H99V83H98ZM103 84H105V82H104ZM138 84H140V83H138ZM177 84H178V83H176V85H177ZM232 84H233V81H232ZM237 84H239V83H237ZM240 84H241V83H240ZM52 85H53V84H52ZM87 85H88V84H87ZM94 85H95V84H94ZM99 85H101V80H100V84H99ZM117 85L122 86V85H120V84H117ZM125 85H126V84H125ZM180 85H181V84H180ZM216 85H217V84H215V86H216ZM219 85H220V84H219ZM242 85H244V84L242 83ZM247 85H248V87H250L251 89L253 88V86H251V85L249 86L248 83L245 84L244 87H246ZM53 86H54V85H53ZM78 86H79V84H78ZM111 86H112V85H111ZM111 86H110V87H111ZM119 86H118V87H119ZM177 86H179V85H177ZM177 86H176V87H177ZM181 86H182V85H181ZM181 86H180V87H181ZM203 86H205V87H203ZM14 87H15V86H14ZM43 87H44V86H43ZM47 87H48V86H47ZM54 87H55V86H54ZM62 87H63V86H62ZM62 87H61V88H62ZM66 87H67V86H66ZM69 87H70V86H69ZM95 87H96V86H95ZM99 87H100V86H99ZM102 87H103V86H102ZM113 87H114V84H113ZM115 87H117V86H115ZM170 87H171V86H170ZM173 87H174V86H173ZM193 87H194V86H193ZM227 87H228V86H227ZM40 88H42V87H40ZM104 88H105V87H104ZM126 88H127V86H126ZM131 88H132V86H131ZM165 88H166V87H165ZM177 88H178V87H177ZM208 88H209V87H208ZM208 88H207V91H206L207 93H208ZM232 88H233V91H234L235 88H236V85H235V88H234V85L232 86ZM232 88H231V90H232ZM241 88H243V86H242ZM241 88L238 89V86H237L236 90L238 89L237 91L240 92V91H242ZM246 88H247V87H246ZM250 88H249V89H250ZM261 88H262V87H261ZM69 89H70V88H69ZM82 89H83V88H82ZM105 89H106V88H105ZM115 89H116V88H115ZM128 89H130V88H128ZM172 89H173V88H172ZM174 89H175V88H174ZM174 89H173V93H174L175 90H177V89H175V90H174ZM193 89L195 90V87H194ZM4 90H5V89H4ZM78 90H79V89H78ZM118 90H119V89H118ZM125 90H126V89H125ZM125 90H124V91H125ZM137 90H138V89H137ZM153 90H154V89H153ZM179 90H180V89H179ZM179 90H178V93H179ZM186 90H187V89H186ZM194 90H193V91H194ZM236 90H235V91H236ZM239 90H240V91H239ZM247 90H248V88H247ZM32 91H33V90H32ZM32 91H31V92H32ZM34 91H38V90H37V89H36V90L34 89ZM34 91H33V92H34ZM62 91H63V90H62ZM65 91H66V90H65ZM95 91H96V89H95ZM110 91H111V90H110ZM124 91H123V92H124ZM131 91H133V90H131ZM163 91H164V90H163ZM163 91L161 90V92H160V93H162V95H161L162 97L164 96ZM169 91H171V90H169ZM189 91H190V88H189ZM259 91H260V90H259ZM31 92H30V93H31ZM44 92H45V91H44ZM53 92H54V91H53ZM66 92H67V91H66ZM83 92H84V91H83ZM113 92H114V91H113ZM120 92H121V91H120ZM120 92H119V93H120ZM151 92H152V91H151ZM151 92H150V95L152 94ZM157 92H159V91H157ZM185 92H186V91H185ZM209 92H210V91H209ZM229 92H231V91L229 90ZM4 93H5V92H4ZM17 93H18V92H17ZM39 93H41V92L39 91ZM39 93H38V94H39ZM57 93H58V92H57ZM67 93H68V92H67ZM110 93H111V92H110ZM114 93H115V92H114ZM119 93H118V95H119ZM160 93H159L158 96H160ZM188 93H189V92H188ZM194 93H195V92H194ZM231 93H232V92H231ZM240 93H241V92H240ZM242 93L244 94V91H243ZM242 93H241V95H242ZM245 93H246V90H245ZM33 94H34V93H33ZM36 94H37V93H36ZM60 94H62V93H60ZM60 94H58V95H60ZM72 94H73V93H72ZM95 94H96V93H95ZM122 94H123V93H122ZM122 94H121V95H122ZM128 94H129V93H128ZM169 94H171V93H169ZM169 94H168V95H169ZM176 94H177V93H176ZM176 94L174 95L175 98H176ZM179 94H181V96H184V95L186 96V95H187V94L182 95V93H179ZM209 94H210V93H209ZM234 94H237V92L234 93ZM64 95H65V94H64ZM111 95H112V94H111ZM111 95H109V96H111ZM113 95H114V94H113ZM113 95H112V97H113ZM142 95H143V94H142ZM154 95H155V93H154ZM232 95H233V94H231V96H232ZM245 95H246V94H245ZM15 96H16V95H15ZM105 96H107V95H105ZM156 96H157V95H156ZM156 96H155V97H156ZM161 96H160V97H161ZM171 96H172V95H171ZM188 96H189V94H188ZM207 96H208V95H207ZM210 96H211V95H210ZM237 96H238V95H237ZM251 96H252V95H251ZM47 97H49V96H47ZM47 97H46V98H47ZM63 97H64V96H63ZM68 97H69V96H68ZM120 97H121V96H120ZM151 97H152V96H151ZM160 97H159V99H161ZM166 97H167V96H166ZM196 97H197V96H196ZM234 97H235V96H234ZM245 97H246V96H245ZM247 97H248V96H247ZM247 97H246V98H247ZM21 98H22V97H21ZM23 98H24V97H23ZM51 98H52V97H51ZM69 98H70V97H69ZM73 98H74V97H73ZM107 98H108V97H107ZM141 98L144 99L143 96H141ZM152 98H153V97H152ZM156 98H157V97H156ZM163 98H164V97H163ZM180 98H181V97H180ZM190 98H192V97H190ZM235 98H236V97H235ZM235 98H234V99H235ZM238 98H239V97H238ZM238 98H236V101H237V100H240V98H239V99H238ZM250 98H251V97H250ZM60 99H61V98H60ZM65 99H66V98H65ZM108 99H109V98H108ZM181 99H182V98H181ZM183 99H184V98H183ZM227 99H228V98H227ZM44 100H45V99H44ZM54 100L57 101V99H54ZM54 100H52V101H54ZM58 100H59V99H58ZM74 100H75V99H74ZM104 100H105V99H104ZM116 100H117V99H116ZM135 100H136V99H135ZM157 100H158V99H156V101H157ZM162 100H164V99H162ZM169 100H170V99H169ZM250 100H251V99H250ZM8 101H9V100H8ZM21 101H22V100H21ZM45 101H46V100H45ZM60 101H61V100H60ZM66 101H67V100H66ZM82 101H83V100H82ZM140 101H142V100L140 99ZM146 101H147V100H146ZM149 101L151 102V98L149 99ZM165 101L167 102V100H165ZM165 101H162V102H165ZM229 101H230V99L228 100V102H229ZM240 101H241V100H240ZM240 101H239V104H240ZM41 102H42V101H41ZM41 102H40V103H41ZM50 102H51V101H50ZM62 102H63V101H62ZM69 102H70V101H69ZM83 102H84V101H83ZM83 102H82V103H83ZM109 102H111V101L109 100ZM118 102H119V101H118ZM137 102H138V100H137ZM137 102H136V103H137ZM220 102H221V101H220ZM226 102H227V101H226ZM226 102H225V103H226ZM45 103H46V102H45ZM51 103H52V102H51ZM54 103H55V102H54ZM65 103H66V102H65ZM75 103H76V102H75ZM90 103H91V101H90ZM115 103H117V102H115ZM120 103H121V102H120ZM156 103H157V102H156ZM159 103H160V102H159ZM169 103H170V101H169ZM200 103H201V102H200ZM256 103H257V102H256ZM15 104H16V103H15ZM27 104H28V103H27ZM69 104H70V103H69ZM110 104H111V103H110ZM143 104H144V103H143ZM153 104H154V103H153ZM163 104H164V103H163ZM170 104H172V103H170ZM202 104H203V103H202ZM214 104H215V103H214ZM247 104H249V102H248ZM260 104H264V103H261V102H260ZM2 105H3V104H2ZM13 105H14V104H13ZM49 105H50V104H49ZM55 105H56V104H55ZM55 105H54V106H55ZM62 105H63V103H62ZM88 105H89V104H88ZM164 105H165V104H164ZM172 105H173V104H172ZM181 105H182V104H181ZM195 105H196V104H195ZM224 105H225V104H224ZM229 105H232V104H229ZM236 105H237V104H236ZM249 105H250V104H249ZM249 105H248V106H249ZM258 105H259V104H258ZM4 106H5V104H4ZM43 106H44V105H43ZM52 106H53V105H52ZM54 106H53V108H54ZM57 106H58V105H57ZM98 106H101V105H98ZM176 106H177V105H176ZM214 106H215V105H214ZM241 106H244V105H241ZM256 106H257V105H256ZM31 107H32V106H31ZM34 107H35V106H34ZM34 107H33V108H34ZM38 107H39V106H38ZM151 107H152V108H149V109H153V106H151ZM155 107H156V106H155ZM164 107H166V106H164ZM171 107L173 108V106H171ZM180 107H181V106H180ZM180 107H179V109H180ZM182 107H183V106H182ZM198 107H199V105H198ZM212 107H213V106H212ZM226 107L228 108V105H227ZM229 107H230V106H229ZM231 107H232V106H231ZM239 107H240V106H239ZM249 107H250V106H249ZM19 108H20V107H19ZM21 108H22V107H21ZM24 108H25V106H24ZM40 108H42V107H40ZM115 108H116V107H115ZM145 108H147V107H145ZM191 108H192V107H191ZM217 108H218V107H217ZM246 108H247V107H246ZM16 109H18V108H16ZM16 109H15V110H16ZM34 109H36V108H34ZM54 109H55V108H54ZM68 109H69V108H68ZM94 109H95V108H94ZM110 109H111V108H110ZM112 109H113V108H112ZM116 109H117V108H116ZM161 109H162V107H161ZM192 109H193V108H192ZM4 110H5V109H4ZM13 110H14V109H13ZM18 110H19V109H18ZM24 110H27V109H24ZM38 110H39V109H38ZM40 110H41V109H40ZM40 110H39V111H40ZM47 110H48V109H47ZM70 110H71V109H70ZM91 110H92V109H91ZM113 110H115V109H113ZM136 110H137V109H136ZM138 110H140V108H139ZM138 110H137V111H138ZM142 110H143V109H142ZM167 110H168V109H167ZM177 110H178V109H177ZM194 110H195V109H194ZM196 110H197V109H196ZM245 110H246V109H245ZM0 111H1V110H0ZM16 111H17V110H16ZM41 111H42V110H41ZM43 111H44V110H43ZM53 111H54V110H53ZM60 111H61V110H60ZM88 111H90V109H89ZM111 111H112V110H111ZM144 111H146V109H144ZM154 111H155V110H154ZM161 111L163 112V110H161ZM161 111H160V112H161ZM180 111H182V110H180ZM192 111H193V110H192ZM214 111H216V110H213V112H214ZM232 111H233V110H232ZM239 111H240V110H239ZM5 112H6V111H5ZM7 112H8V111H7ZM13 112H14V111H13ZM46 112H47V111H46ZM71 112H72V111H71ZM83 112H84V111H83ZM103 112H104V109H103ZM108 112H109V111H108ZM108 112H106V113H108ZM114 112H115V111H114ZM123 112H124V111H123ZM138 112H141V110L138 111ZM152 112H153V111H152ZM197 112H198V111H197ZM204 112H205V111H204ZM224 112H225V111H224ZM237 112H238V111H237ZM25 113H26V112H25ZM49 113H50V111H49ZM52 113H53V112H52ZM91 113H92V112H91ZM94 113H95V112H94ZM143 113H147V112H143ZM143 113H142V114H143ZM157 113H159V111H158ZM167 113H168V112H167ZM178 113H179V112H178ZM194 113H195V112H194ZM230 113H231V112H230ZM8 114H9V113H8ZM8 114H7V115H8ZM39 114H40V113H39ZM60 114H61V113H60ZM81 114H82V113H81ZM84 114H85V112H84ZM89 114H90V113H89ZM125 114H127V113H125ZM125 114H124V116H126ZM148 114H149V113H148ZM165 114H166V113H165ZM200 114H202V113H200ZM217 114H218V113H216V115H217ZM219 114H222V113H219ZM17 115H18V114H17ZM54 115H55V114H54ZM72 115H73V113H72ZM86 115H87V114H86ZM104 115H105V114H104ZM114 115H115V114H114ZM138 115H140V116H138V117H141V113H138ZM146 115H147V114H146ZM169 115H170V114H169ZM240 115H241V114H240ZM14 116H15V115H14ZM50 116H52V115H50ZM60 116H61V115H60ZM97 116H98V115H97ZM112 116H113V115H112ZM128 116H129V115H128ZM133 116L135 117V115H133ZM148 116L150 117V119L153 120L154 117L152 118L150 115H148ZM148 116H146V118H147ZM196 116H197V115H196ZM206 116H207V115H206ZM206 116H205V117H206ZM235 116H236V114H235ZM0 117H1V116H0ZM6 117H7V116H6ZM12 117H13V116H11V118H12ZM28 117H29V115H28ZM56 117H57V115H56ZM91 117H92V116H91ZM103 117H104V116H103ZM105 117H106V116H105ZM121 117H122V116H120V118H121ZM166 117H167V116H166ZM197 117H199V116H197ZM202 117H203V116H202ZM205 117H204V118H205ZM239 117H240V116H239ZM1 118H2V117H1ZM46 118H47V117H46ZM62 118H63V117H62ZM71 118H72V117H71ZM82 118H83V117H82ZM141 118H142V117H141ZM159 118H160V117H159ZM204 118H203V119H204ZM207 118H208V120H209V117H207ZM221 118H222V116H221ZM226 118H227V117H226ZM240 118H241V117H240ZM244 118H245V117H244ZM7 119H8V117H7ZM44 119H45V118H44ZM53 119H54V118H53ZM56 119H57V118H56ZM56 119H55V121H56ZM84 119H85V118H84ZM87 119H88V118H87ZM99 119H100V118H99ZM111 119H112V118H111ZM114 119H115V117H113V121H114ZM127 119H129V118H127ZM136 119H137V118H136ZM161 119H162V118H161ZM171 119H172V118H171ZM199 119L201 120L200 117H199ZM199 119H198V120H199ZM245 119H246V118H245ZM9 120H10V119H9ZM57 120H58V119H57ZM59 120H60V119H59ZM71 120H73V119H71ZM106 120H107V119H106ZM130 120H131V119H130ZM154 120H155V119H154ZM158 120H160V119H158ZM169 120H170V119H169ZM208 120H207V121H208ZM226 120H228V119H226ZM27 121H28V120H27ZM63 121H64V118H63ZM69 121H70V120H69ZM115 121H116V120H115ZM122 121H123V120H122ZM174 121H176V120H174ZM196 121H197V120H196ZM203 121H205V120H203ZM220 121H221V120H220ZM230 121H231V123L233 122L232 120H230ZM237 121H238V120H237ZM36 122H37V121H36ZM49 122H50V121H49ZM103 122H104V121H103ZM119 122H120V120H119ZM127 122H128V120H127ZM132 122H133V121H132ZM138 122H140V121H138ZM205 122H206V121H205ZM226 122H227V121H226ZM241 122H242V121H241ZM17 123H18V122H17ZM22 123H23V121H22ZM31 123H33V122H31ZM73 123H74V122H73ZM109 123H110V122H109ZM156 123H157V122H156ZM166 123H167V121H166ZM174 123H175V122H174ZM236 123H237V122H236ZM244 123H245V122H244ZM244 123H243V124H244ZM247 123H248V122H247ZM91 124H92V123H91ZM122 124H123V123H122ZM135 124H137V123H135ZM135 124H134V125H135ZM141 124H142V123H141ZM159 124H160V123H159ZM199 124H200V122L197 123V126H198V127H199ZM206 124H208V123H206ZM19 125H20V124H19ZM33 125H35V124H33ZM38 125H39V124H38ZM172 125H173V124H172ZM172 125H171V126H172ZM202 125L204 126L203 123H202ZM212 125H213V124H212ZM237 125H238V124H237ZM40 126H41V125H40ZM43 126H45V125H43ZM51 126H52V125H51ZM113 126H114V123H113ZM140 126H141V125H140ZM143 126H145V125H143ZM155 126H156V125H155ZM155 126H154V127H155ZM176 126H177V125H176ZM209 126H210V125H209ZM214 126H215V125H214ZM25 127H26V126H25ZM41 127H42V126H41ZM45 127H46V126H45ZM73 127H74V126H73ZM99 127H100V126H99ZM102 127H103V126H102ZM117 127H118V125H117ZM160 127H161V126H160ZM194 127H195V126H194ZM198 127H197V128H198ZM210 127H211V126H210ZM231 127H232V126H231ZM236 127H237V126H236ZM261 127H264V126H261ZM33 128H35V127L33 126ZM74 128H76V127H74ZM87 128H88V127H87ZM131 128H132V127H131ZM134 128H135V127H134ZM141 128H142V127H141ZM164 128H165V125H164ZM164 128H163V129H164ZM171 128H172V127H171ZM177 128H178V127H177ZM205 128H206V130H207V127H205ZM208 128H209V127H208ZM228 128H229V127H228ZM233 128H235V127H233ZM233 128H232V129H233ZM251 128H252V127H251ZM65 129H66V128H65ZM77 129H78V128H77ZM104 129H105V128H104ZM104 129H103V131H104ZM169 129H170V128H169ZM209 129H210V128H209ZM216 129H217V128H216ZM219 129H220V127H219ZM239 129H240V128H239ZM261 129H262V128H261ZM31 130H33V129H31ZM45 130H46V129H45ZM130 130H131V129H130ZM137 130H138V129H137ZM155 130H157V129L155 128L154 131H155ZM173 130H174V128H173ZM192 130H193V129H192ZM192 130H191V131H192ZM198 130H199V128H198ZM234 130H235V129H234ZM18 131H19V130H18ZM105 131H106V130H105ZM112 131H113V130H112ZM112 131H110V132H112ZM160 131H161V129H160ZM193 131H194V130H193ZM200 131H201V130H200ZM207 131H208V130H207ZM220 131H222V130H220ZM229 131H231V130H229ZM16 132H17V131H16ZM19 132H20V131H19ZM19 132H18V133H19ZM33 132H34V131H33ZM67 132H68V130H67ZM93 132H94V131H93ZM115 132H116V131H115ZM124 132H125V131H124ZM152 132H153V131H152ZM163 132H164V131H163ZM174 132H175V131H174ZM208 132H210V131H208ZM211 132H212V131H211ZM234 132H235V131H234ZM105 133H106V132H105ZM140 133H141V132H140ZM170 133H173V131L170 132ZM237 133H238V132H237ZM253 133H254V132H253ZM87 134H88V133H87ZM115 134H116V133H115ZM179 134H181V133H179ZM219 134H220V133H219ZM238 134H239V133H238ZM51 135H52V134H51ZM53 135L56 136L55 134H53ZM133 135H134V134H133ZM148 135H149V134H148ZM164 135H165V134H164ZM174 135H175V134H174ZM184 135H185V134H184ZM211 135H212V134H211ZM220 135H222V134H220ZM229 135H230V134H229ZM2 136H3V135H2ZM93 136H94V135H93ZM115 136H116V135H115ZM155 136H158V135L156 134ZM185 136H186V135H185ZM216 136H217V135H216ZM222 136H223V135H222ZM232 136H233L232 138H234V139L237 138V139H236L237 141H238V139H240V140L242 139V138H240L241 136H238V137H236V135H232ZM243 136H244V135H243ZM253 136H254V134H253ZM255 136H256V135H255ZM71 137H72V136H71ZM71 137H70V138H71ZM79 137H80V136H79ZM145 137H146V136H145ZM158 137H159V136H158ZM158 137H157V138H158ZM161 137H162V135H161ZM211 137H212V136H211ZM227 137H228L227 135L224 136V138H227ZM229 137H230V136H229ZM61 138H62V136H61ZM66 138H67V137H66ZM74 138H75V137H74ZM118 138H119V137H118ZM134 138H135V137H134ZM200 138H201V137H200ZM224 138H223V139H224ZM230 138H231V137H230ZM232 138H231V141H232V142L234 141V143H236L237 141L235 142V140H233ZM243 138H244V137H243ZM245 138H246V137H245ZM245 138H244V140H241V143H242L243 149H242V152H241V153L239 152V153L242 154V155H243V153H244L243 156L246 155V154H245V150H247L248 152H249L250 150H251L250 152H252V151L254 152V150L251 149L252 146H254V145L251 146L250 144L252 143V141H255V139L253 140V138L251 137L252 140H250V139H249V140H246ZM2 139H4V138H2ZM7 139H8V138H7ZM62 139H63V138H62ZM114 139H115V138H114ZM146 139H147V138H146ZM180 139H181V138H180ZM220 139H221V138H220ZM223 139H222V141H223ZM63 140H64V139H63ZM67 140H68V139H67ZM115 140H116V139H115ZM123 140H124V139H123ZM192 140L194 141L193 138H192ZM195 140H196V139H195ZM197 140H198V139H197ZM212 140L215 142V144H214V142L211 141V140H209L210 143L213 142V143H211V144H210L209 142H207V140H205V141L203 140L205 144H206V142H207V144H208L207 146H208V147H205V145H204V147H203V146L201 145L202 148H200V151H199V150H198V146H197V150L199 151V153H198V151H195V152L193 151L194 154H195V153H196V154H195V155H192V156H195V157H193V158L191 157V159H192V160L195 159V160H194L195 163H197V161H198V163H199V160H200V163H199V164H196V165L194 166L195 171H194V169L191 170V171H189L190 168H191V166H189V165H191V164H190V161L188 162V163H189V165H188V166H189V167H188L189 169L186 168V167L184 168L183 165H184L185 163H184V161H182V162L184 163L183 165L180 163V164H181V165L179 164L180 166H179V165L176 166V167H179L181 170L179 171V169L176 168V171H175V168H174V167H175V166H174V162H175V161H174L173 159L178 158L179 156L177 157L176 154H175L176 157H175V156H171V158H172V162H171V164H172V165H171V164H167V163H169V162H168V161H169L168 158L170 157L169 154H167V155H168V158H167V155H164L165 153H167V152H165L167 149L164 151L165 153L162 152V153H163V154H162V153H160V150H159V147H158V146H155V147H157V149H156V148L153 149V147H152V145H151L150 148L152 147L151 149H153V150H152V151L150 150L151 153L149 154V150L147 149V147H148L147 144L150 145V144H152V143H147L148 141L146 142V144L143 145V146L146 148V150L144 149V147H142V148L145 150L144 153H140V152H139V153H140V156H137V157H136V155H138V154H136V155L134 156V154L131 153L132 151H130V150L127 148V151H124V152L122 153L121 156H120L121 153H119V154H118V153H117V154L114 153V154H115L114 158H117L116 155H119V156H120V157L118 156V158H117V159H118V163H116V162H117V159H115L116 161H115V160H114V161H115L116 165H117V164H120V165L122 164L121 166H118V167H121V169L123 168V170H125V171H124V172H125V173H124L125 176H126V174L129 173L128 171H127V173H126V170L135 167L136 169H130L129 176H130V174L133 175L132 173H134V175H140V177H142L141 180H138L139 184L136 182L137 179L134 178V180H136V181H135L136 184H138L137 187H130L131 189H128V188H127L128 190H130L131 193L133 192V193L140 194V195H141V194H143V195L145 194V195H147V196H148V195H149V196H150V195H153V196H155V197L157 196V198H159L158 196H160L161 199L164 197V195H165V196H169L168 198H170V199H169L170 201L167 202V203L170 205L169 207H176V210H178V209H181V208H185L186 205H187L188 207H190L189 205H191V204L193 203V200H191L192 203L190 204V202H189V201H190V198L186 195V197L189 198V201H187V202H189V203H185V202H184L185 199L182 198V197H184V196L180 197V196L182 195L181 191H180V190L177 191L178 193L180 192V194H181V195L179 196V194H178L176 191H174V190L171 189V186H177V185L180 186V185H181V187H185V185H186V187H188V185H187L188 183H186V182H188V181L190 180V178H192V180H193V179H195V180L198 179V180H199V178H200V177H198V173H199L198 171H199V170H197V168L199 167L200 164H201V165L204 164V161H205V163H207V164H209V162H210V165H211L213 162L216 161V163H217V167H218V166H221V163L223 162V158L226 157V158L229 159L230 155H232V158H233V157L235 158V157H237L238 154H239V153H236L237 155L234 154L235 156H234L233 154H230V155L226 154L225 151L222 150V148L227 149V147H225L226 145L222 146V145H221V142H220V143H217L216 141H219V139H215V140L212 139ZM256 140H257V139H256ZM261 140H262V139H261ZM125 141H126V140H125ZM157 141H158V140H157ZM172 141H173V139H172ZM220 141H221V140H220ZM226 141H227V140H226ZM231 141L227 142L228 145H230V142H231ZM13 142H14V141H13ZM66 142H67V141H66ZM66 142H65V143H66ZM80 142H81V140H80ZM116 142H117V141H116ZM119 142H120V143H119ZM119 142H118L119 144L122 143L121 140H119ZM123 142H124V141H123ZM131 142H132V141H131ZM131 142L128 141L127 146L129 145V143H130V144L133 143L132 145H134V146L129 145V147L132 146L133 148H132V147H130V148H132V149L138 148V149H135V150H141V149H142L141 147H135V145L140 144V145L142 146L143 142H142V144H141V141L138 142L137 144H134V142H132V143H131ZM159 142H160V141H159ZM159 142H158V143H159ZM170 142H171V141H169V144H168V143H167V144L170 145ZM187 142H189V140H188ZM199 142H200V141H199ZM199 142H197V144H198ZM258 142H259V146H258V147H261L262 145H264V143H261V144H260V140H259ZM261 142H262V141H261ZM78 143H79V142H78ZM125 143H126V142H124V144H125ZM135 143H136V142H135ZM177 143H178V142H176V145H178ZM180 143H181V144H180V145H181L180 149H182L184 146H186V145L188 144V143H187L186 145H185V144L182 145L183 143H182V142H180ZM184 143H186V142H184ZM191 143H193V142L191 141L189 144H191ZM194 143H195V144H194ZM194 143L191 144V146H192V145L195 146L194 148L196 149V145H197V144H196V142H194ZM201 143H203V142H201ZM76 144H77V143H76ZM92 144H93V143H92ZM99 144H103V143H99ZM105 144H106V143H105ZM189 144H188V146H189ZM209 144H210L211 146H210ZM212 144H214V145H213L214 149H211V150L209 151V148L212 147ZM219 144H220L221 146H220ZM231 144H232V143H231ZM236 144H237V143H236ZM236 144H235V146L238 145V147H235V148H239V145H240V144H239V141H238V144H237V145H236ZM66 145H67V143H66ZM97 145H98V144H97ZM97 145H96V146H97ZM140 145H138V146H140ZM145 145H146V146H145ZM168 145H167V147H168ZM176 145H174L175 147L173 146L174 149H175V152H176V150H177V149H176V147H177ZM62 146H63V144H62ZM62 146H61V147H62ZM76 146H77V145H76ZM91 146L93 147V145H91ZM100 146H101V145H100ZM119 146L122 147V144L119 145ZM125 146H126V144H125ZM182 146H183V147H182ZM188 146H187V147H188ZM209 146H210V147H209ZM232 146H234V145H232ZM232 146H231V147H232ZM4 147H5V144H4ZM55 147H56V146H55ZM55 147H51V148H52V149H51L50 147L48 148V146H47V147L45 146L46 149L48 148V149L46 150V153H45L44 151H43L44 153L41 151L40 154H41V155H45V154H46V155L49 156L50 158H52V157L55 156V159H50V160H48V157H47V160H48L49 162H51V160H52V163H53L54 161H55V163H57L56 165L53 163L55 166H53L52 163H50V164L46 163V162H48L46 159H45V164H46V165L48 164V166L52 164L51 167H52V166H53V167H52V168L50 167V169L53 170L54 172H56L55 169H57V171H58V173H59V175H60L59 177H58V175H57V177L60 178V179L62 180V182H64L65 186L70 185V186H68V188L70 187V189H71L72 186H71V184H70V180L68 179V178L70 177V172H71V171H76L74 166H76L77 163H78L77 158H78L79 160H81L80 158H82V157H79V156H78V155H79V152H78V151H75V152H73V156H74L73 159H71V158L69 159V158H67V155H70V153H68V152L65 151V150H64V152H62V151H63L62 149H64V148H61L60 150H58V149H56ZM80 147H81V146H80ZM101 147H103V146H101ZM134 147H135V148H134ZM169 147H170V146H169ZM169 147H168V148H169ZM258 147L255 146V147H253V149H255V148L257 149ZM262 147H264V146H262ZM262 147H261V148H262ZM38 148H39V147H38ZM53 148H54L55 150H58V152L56 151L58 154L60 153L59 151H61V150H62V151H61L62 154L65 153V156H66V157H65V156H62V157H64L63 159H65V161H62V162H61V160H63V159L60 158V157H61V156H59L60 154H59V155L57 154V157H59L61 160L58 158L57 161H59V160H60V161H59V162L56 161V158H57L56 155L53 156V154H52V153L54 152V151H53ZM57 148H59V147H57ZM83 148H85V146H84ZM99 148H100V147H99ZM161 148H162V147H161ZM189 148H190V147H188V149H189ZM232 148H233V147H232ZM240 148H241V146H240ZM261 148H258L257 150H259V149H261ZM78 149H80V148H78ZM100 149H101V148H100ZM114 149H115V148H114ZM120 149H121V148H120ZM143 149H142V151H143ZM164 149H165V148H164ZM164 149H163V150H164ZM170 149H171V148H169V150H170ZM174 149H172V150H174ZM183 149H184V151H183L184 154H183V155H184V156L187 155V156L190 157L189 153H190L191 151L188 150L189 152L186 153V152H187V151H186L187 148H183ZM205 149H206V150H205ZM220 149H221V152H220ZM256 149H255V150H256ZM39 150H40V149H37L38 152H39ZM49 150H50V151L52 150V152H50ZM101 150H102V149H101ZM110 150H111V149H110ZM121 150H122V149H121ZM128 150H129V151H128ZM178 150H179V148H178ZM191 150H192V149H191ZM238 150H239V149H238ZM262 150H264V148H262ZM6 151H7V149H6ZM25 151H27V150H25ZM48 151L52 154V155H51L52 157L50 156V153H49ZM93 151H95V150H93ZM102 151H103V150H102ZM114 151H115V150H114ZM222 151H224V152H222ZM259 151H260V150H259ZM4 152H5V151H4ZM66 152H67L68 154H67ZM82 152H84V151L82 150ZM85 152H86V151H85ZM87 152L91 153V155L94 153V152H91V151H87ZM96 152L98 153V150H97ZM99 152H101V151L99 150ZM178 152H180V150H179ZM181 152H182V151H181ZM206 152H209V153H206ZM219 152H220V153H219ZM248 152H247V153H248ZM250 152H249V153H250ZM261 152H262V151H261ZM8 153L10 154V152H8ZM42 153H43V154H42ZM47 153H48L49 155H48ZM89 153H88V154H89ZM109 153H111V152H109ZM109 153H108V155H109ZM185 153H186V154H185ZM221 153H224V155L221 154ZM254 153H255V152H254ZM262 153H264V152H262ZM262 153H261V154H262ZM21 154H22V153H21ZM54 154H56V153L54 152ZM66 154H67V155H66ZM104 154H105V153H104ZM104 154H102V155L104 156ZM148 154H149V155H148ZM191 154H192V153H191ZM208 154H209V155H208ZM210 154H211V155H210ZM219 154H221V155L223 156L222 159H219L220 156H221V155H219ZM32 155H33V154H32ZM46 155H45V156H46ZM83 155H84V154H82V155H80V156H83ZM85 155H86V154H85ZM89 155H90V154H89ZM94 155H95V154H94ZM94 155H92V156H94ZM161 155H162V156H161ZM212 155H213V157H212ZM225 155H226V156H225ZM242 155H241V157H242ZM4 156H5V155H4ZM10 156H11V155H10ZM29 156H30V155H29ZM33 156H34V155H33ZM97 156H99V157H98V160H97V157L94 156V158H95L97 161H102V160H99V158H101L100 155H97ZM105 156H106V155H105ZM160 156H161V157H160ZM206 156L208 157V159H209L210 161H208V159H207ZM210 156H211V157H210ZM218 156H219V157H218ZM227 156H228V157H227ZM248 156H250V155H248ZM251 156H252V155H251ZM1 157H2V156H1ZM1 157H0V158H1ZM138 157H140V159H136V158H138ZM162 157H163V158H162ZM174 157H175V158H174ZM214 157H215V158L218 157V158H217V159H213ZM241 157H240V155H239L238 158H241ZM12 158H13V157H12ZM31 158H33V157H31ZM31 158H30L29 160H28V158H27V160H28V161H32ZM34 158H35V157H34ZM40 158H41V157H39V159H40ZM66 158H67L68 160H66ZM88 158L91 159L90 157H88ZM157 158H158V159L161 158V159H159V161H158L159 164L157 163ZM165 158H166V159H165ZM205 158H206V159H205ZM226 158H225V159H226ZM232 158L230 157V159H232ZM245 158H246V156H245ZM249 158H251V157H248L247 159L249 160ZM258 158H259V157H258ZM1 159H2V158H1ZM82 159H84V158H82ZM89 159H87V160H89ZM104 159H107V157H105ZM108 159H109V156H108ZM132 159H133V161H132ZM134 159H136V160H134ZM167 159H168V160H167ZM181 159H182V156H181ZM191 159H190V160H191ZM228 159H226V160H228ZM241 159H242V158H241ZM3 160H4V159H3ZM23 160L25 161V158H24ZM27 160H26V161H27ZM41 160H42V158H41ZM41 160H40V161H41ZM53 160H54V161H53ZM110 160H111V159H110ZM110 160H109V161H110ZM137 160H138V161H137ZM160 160H162V161H163V160H166V162L163 161L162 163H160ZM188 160H189V159H188ZM196 160H197V161H196ZM201 160H203V162H201ZM219 160H220V161H219ZM248 160H247V161H248ZM256 160H257V158H256ZM24 161H23V162H24ZM26 161H25V162H26ZM28 161H27V162H28ZM82 161H83V160H82ZM85 161H86V160H85ZM89 161H91V160H89ZM93 161H94V160H93ZM107 161H108V160H107ZM134 161H135V162H134ZM136 161H137V162H136ZM173 161H174V162H173ZM176 161H177V160H176ZM231 161H232L233 163H231ZM231 161L228 160V164L230 163V165H228V168H229V166H230V167L234 166V165H233V164H234V161H233V160H231ZM239 161H240V160H238V163H239ZM241 161H243V163H244L245 159H243V160H241ZM258 161H259V160H258ZM21 162H22V160H21ZM91 162H92V161H91ZM119 162H120V163H119ZM41 163L44 164V162H42V161H41ZM85 163H86V162H85ZM92 163H93V162H92ZM175 163H176V162H175ZM191 163H192V162H191ZM216 163H215V164H216ZM223 163H224V162H223ZM0 164H1V163H0ZM4 164H5V160H4ZM4 164H3V165H4ZM45 164H44V166H45ZM93 164H94V163H93ZM100 164H101V163H100ZM102 164H103V166H100V167L103 168V167H104V164H107V162L102 163ZM102 164H101V165H102ZM111 164H112V163H111ZM111 164H110V165H111ZM176 164H177V163H176ZM218 164H219V165H218ZM258 164H259V163H258ZM1 165H2V164H1ZM20 165H21V163H20ZM23 165L26 166V165H29V163H26V164L23 163ZM23 165H22V166H23ZM30 165H31V164H30ZM81 165H82V164H81ZM86 165H87V164H85V167H86ZM96 165H97V168H96ZM96 165H95V167H93V168H92V166H91V168H92V169H91V168H88V166H90V164H89V165H87V168L90 169L92 173L94 172V169H95V168H96L97 172H100L101 170H100V168H99L98 163H97ZM116 165L112 164V167L114 166V169L111 168V169H113V171H114L113 173H115V174H117V173L115 172V166H116ZM205 165H206V164H205ZM212 165L214 166V163H213ZM239 165H240V163H239ZM249 165H252V168H253V164H252V163L249 164ZM35 166H36V165H34V167H35ZM172 166H174V167L172 168ZM185 166H187V164H185ZM215 166H216V165H215ZM257 166H258V165L254 166V167H257ZM260 166H261V164H260ZM0 167H1V166H0ZM5 167H6V166H4V168H5ZM31 167H33V166H31ZM31 167H30V168H31ZM116 167H117V166H116ZM196 167H197V168H196ZM200 167H201V166H200ZM209 167H211V166H209ZM73 168H74V169H73ZM76 168H77V167H76ZM82 168H83V166H82L80 169H82ZM203 168H204V167H203ZM214 168H215V167H214ZM228 168H227V169H226V168H222V169H223V176H222V178L224 177L223 179L220 178V179L223 180L222 182H225V181H226L227 183H230V182H233V181H234V180H231V179H230L231 181L227 180V178H228L227 176H229V175L232 176V175H233V174H232L233 171L231 172L232 169L230 168V169H231V170H230V169H228ZM232 168H233V167H232ZM234 168H235V167H234ZM244 168H245V167H244ZM0 169L2 170L3 168L1 167ZM25 169H26V168H25ZM32 169H33V168H32ZM35 169H36V170H37V169L39 170V169H41V168H36V167H35ZM35 169H34V170H35ZM50 169H49V171H50V173H51V170H50ZM78 169H79V168H77V170H78ZM80 169H79V170H80ZM85 169H86V168H85ZM98 169H99L100 171H98ZM107 169H109V168L107 167ZM173 169H174V170H173ZM182 169H184L183 172H182L181 174H179V173L182 171ZM185 169H186V170H185ZM198 169H199V168H198ZM210 169H211V168H210ZM236 169H237V168H236ZM19 170H20V169H19ZM36 170H35V174H36ZM38 170H37V171H38ZM59 170H60V171H59ZM82 170H83V169H82ZM90 170H89V171H90ZM92 170H93V171H92ZM96 170H95V174L97 173ZM187 170H188V172H190V173H188L189 176H190V178H189L188 176H187V177L184 176V175H187V174H183V173H186L185 171H187ZM196 170H197V172H196ZM211 170H212V169H211ZM242 170H243V169H242ZM255 170H256V168H255ZM259 170H260V169H259ZM261 170H262V169H261ZM22 171H24V170H22ZM45 171H46V170H45ZM45 171L42 170V172L40 173V175H41L42 173L45 175V174H46ZM80 171H81V170H80ZM104 171H105V170H104ZM116 171L118 172L117 169H116ZM192 171H193V172H192ZM218 171H219V170H218ZM227 171H228V172H227ZM229 171H230V172H229ZM244 171H245V170H244ZM24 172H26V171H24ZM28 172H29V169H28ZM81 172H82V171H81ZM81 172H80V173H81ZM87 172H88V170H86V173H87ZM131 172H132V173H131ZM178 172H179V173H178ZM194 172H196V174H197V176H195V178L192 177V176L190 175V174H192V173H194ZM200 172H201V171H200ZM203 172H204V171H203ZM225 172H226L227 174H229V175L224 176V175H225V174H224ZM250 172H251V171H250ZM252 172H253V171H252ZM255 172H257V170H256ZM255 172H254V173H255ZM261 172H262V171H261ZM56 173H57V172H56ZM56 173H55V175H56ZM74 173H75V172H74ZM78 173H79V171H78ZM108 173H109V171H108ZM205 173H206V172H205ZM217 173H219V172H217ZM243 173H245V176H242V179H241V180H242V181L244 180L245 185H247L246 183H250V181H252L251 178H253V182H254L255 180H256L255 182H259V181H257V179H261V177L264 176V175H262L261 177L259 176V178H257V177H256V176H257V173H259V174H264V173L257 172L255 177H254V175L252 176V173H251V178H250V174H248L246 171L243 172ZM30 174H31V173H30ZM33 174H34V173H33ZM35 174H34V175H35ZM37 174H38V176H37V175H36V176H37V179H38L40 176H39V173H38V172H37ZM84 174H85V173H84ZM97 174H101V175H102V172L97 173ZM104 174H105V173H104ZM104 174H103V175H104ZM120 174H121V173H120ZM236 174H237V173H236ZM23 175H27V174H23ZM51 175H53V174L51 173ZM67 175H68V176H67ZM103 175H102V176H103ZM106 175H107V172H106ZM110 175H112L111 178H112V177L114 178V174H111V173H110ZM199 175H200V173H199ZM207 175H208V174H207ZM46 176L48 177V175H46ZM78 176H79V174H78ZM82 176L85 177V176H88V174H87V175H86V174H85V175L82 174ZM97 176L100 178L99 175H97ZM102 176H101V179H102ZM108 176H109V175H108ZM108 176H107V177H108ZM116 176H117V175H116ZM116 176H115V177H116ZM118 176H121V177H122V175H118ZM193 176H194V175H193ZM233 176H234V175H233ZM233 176H232V177H233ZM238 176H239V175H238ZM240 176H241V175H240ZM44 177H45V176H44ZM51 177H53V176H51ZM57 177L55 176V179H58ZM71 177H72V176H71ZM71 177H70V178H71ZM105 177H106V176H105ZM107 177H106V178H107ZM127 177H128V175H127ZM140 177H138V179H140ZM210 177H211V176H210ZM232 177H231V178H232ZM1 178H2V177H0V180H1ZM17 178H18V177H17ZM20 178H21V177H20ZM45 178H46V177H45ZM75 178H76V176H75ZM80 178H81V177H80ZM88 178H90V176H89ZM95 178H96V177H95ZM99 178H97V179H99ZM119 178H120V177H118L117 179L115 178V181H117V180H118V181H119V180L122 181V180H123L122 178H120V179H119ZM129 178L132 179L133 177L131 176V177H129ZM229 178H230V177H229ZM256 178H257V179H256ZM29 179H30V178H29ZM42 179H43V178H42ZM42 179H41V178L38 179L39 182H40V181L42 182ZM47 179H48V178H47ZM71 179H73V177H72ZM84 179H86V177H85ZM97 179H96V181H97ZM131 179H130V180H131ZM187 179H189V180L186 181ZM200 179H201V178H200ZM211 179H212V178H211ZM218 179H219V177H218ZM224 179H226V180L224 181ZM250 179H251V180H250ZM254 179H255V180H254ZM88 180H89V179H88ZM104 180H105V179H104ZM134 180H133V181H134ZM198 180H197V184H196V185H198V182H199ZM201 180L203 181L204 179H201ZM261 180H262V179H261ZM1 181L4 182V178H3V180H1ZM23 181H25L24 178H23ZM44 181H45V180H44ZM72 181H73V183L75 182L74 180H72ZM81 181H82V180H81ZM89 181H90V180H89ZM89 181H88V183H90ZM112 181H114V180H112ZM112 181H110V183H111V188H109L110 186H109V187L107 186V188L110 190L109 192L112 193L111 195H115V194H116V195L119 196V197H120V196H123V195H121V192H122V191L125 192L126 190H123V189H121V188H120L118 191L115 190V188H117V187H115L116 184L113 185L114 188L112 189V184L115 183V182L112 183ZM131 181H132V180H131ZM131 181H130V183H132V184L129 183L130 185L135 184V182H133V181L131 182ZM208 181H209V180H208ZM11 182H12V181H11ZM26 182H27V181H26ZM48 182H50V181H48ZM76 182L78 183V185H79L80 187L82 186L83 188H84L85 185L90 186V187H92V188L94 187V186H92V184H90V185L86 184V182H85L84 185H83L84 182H83V183L81 182V183H82V185H81V183H80L77 179H76ZM76 182L74 183L75 185H76ZM93 182H94V180H93ZM102 182L104 183L103 180H102ZM102 182H101V183H102ZM106 182H107V181H106ZM122 182L125 183V181H122ZM190 182H191V180H190ZM190 182H189V183H190ZM194 182H195V181H194ZM240 182H241V181H240ZM260 182H262V181H260ZM1 183H2V182H1ZM37 183H38V182H37ZM118 183L121 184L120 181H119ZM124 183H123V184H124ZM195 183H196V182H195ZM195 183H194V184H195ZM205 183H206V181L204 180V184H203V185H205ZM213 183H214V182H213ZM215 183H216V182H215ZM220 183H221V181H220ZM227 183H226V185H227ZM262 183H264V182H262ZM45 184H46V183H45ZM47 184H48V183H47ZM95 184H96V183H95ZM104 184H105V183H104ZM106 184H107V183H106ZM108 184H109V183H108ZM183 184H185V185H183ZM211 184H212V183H211ZM211 184H210V182H209V186H210V187H211ZM233 184H234V183H232V185H233ZM235 184H236V183H235ZM235 184H234V185H235ZM252 184H254V183H252ZM0 185H1V184H0ZM11 185H12V184H11ZM39 185H40V184H39ZM41 185H42V187H41L42 189L39 188ZM41 185L38 187V188L40 189V192L42 193V194H40L41 196L44 195V194H43L44 192H47V193H48V192H50V191L53 190V189L50 190L49 187H44L43 183H41ZM93 185H94V184H93ZM97 185H100L98 181H97ZM182 185H183V186H182ZM189 185L191 186V184H189ZM203 185H202V187H203ZM207 185H208V183H207ZM212 185H213V184H212ZM214 185H215V184H214ZM221 185H222V184H221ZM221 185H219V186H221ZM226 185H222L221 187L224 188L223 186H226ZM229 185H230V184H229ZM232 185H231V187H232ZM234 185H233V186H234ZM256 185H257V184H256ZM261 185H262V184H261ZM2 186L4 187L3 183H2ZM12 186H15V184L13 183ZM12 186H11V187H12ZM45 186H46V185H45ZM76 186H77V185H76ZM76 186H75V187H76ZM87 186H86V187H87ZM124 186H125V185H124ZM190 186H189V187H190ZM192 186H193V185H192ZM238 186H239V185H238ZM253 186H254V185H252L251 187H253ZM52 187H53V186H52ZM77 187H78V186H77ZM80 187H79V188H80ZM104 187H105V186H103V188H104ZM181 187H180V188H181ZM199 187H200V186H199ZM202 187H201V188H202ZM204 187H205V186H204ZM212 187H213V186H212ZM212 187H211V188H212ZM231 187H230V188H231ZM246 187H247V186H246ZM22 188H23V187H22ZM54 188H56V187H54ZM99 188H100V187H99ZM103 188H102V189H103ZM178 188H179V187H178ZM190 188H191V187H190ZM195 188L197 189L196 186H195ZM227 188H228V187H226V189H227ZM237 188H238V187H237ZM0 189H3V190H4V189H6V188H5V187L2 188V187L0 186ZM20 189H21V188H20ZM33 189H34V188H33ZM39 189H35V190H39ZM102 189H101V190H102ZM117 189H118V188H117ZM187 189H188V188H187ZM196 189H195V190H196ZM203 189H206V188H203ZM234 189H235V188H234ZM15 190H16L17 193H14L15 195L13 194V195L15 196L14 199H16V197H17V202L19 201L18 203H19V205H20L24 200H23V199H22V200H19V199H18V198H20L21 196H20V194L18 193L17 188H16ZM21 190H22V189H21ZM54 190H55V189H54ZM54 190H53V191H54ZM68 190H69V189H68ZM73 190H74V189L72 188L71 191H73ZM75 190L79 191L78 188H77V189L75 188ZM75 190H74V191H75ZM80 190H81V189H80ZM87 190H88V187H87ZM97 190H99V189H97ZM104 190H105V189H104ZM112 190L115 191V192H114V193L111 192ZM195 190H194V192L196 193ZM216 190H217V189H216ZM222 190H224V189H222ZM229 190H231V189H229ZM240 190H242V187H240ZM253 190H254V189H253ZM4 191H5V190H4ZM22 191H23V190H22ZM24 191L26 192L27 190H24ZM56 191H57V189H56ZM66 191H67V190H66ZM69 191H70V190H69ZM74 191H73V193L71 194V196H73V194H76V195H74V196H78V197H79V195H80L81 193L78 195V194H77L76 192H74ZM95 191H96V190H95V188H94L93 192L95 193ZM99 191H100V190H99ZM99 191H98L97 193H99ZM207 191H208V196L211 195V194H210V190H207ZM219 191L222 192L221 190H219ZM224 191H225V190H224ZM224 191H223L222 193H224ZM234 191H236V190H234ZM259 191H260V189H259ZM1 192H2V191H1ZM13 192H14V190H13ZM25 192H24V194H25ZM35 192H36V191H35ZM35 192H34V195H36ZM54 192H55V191H54ZM57 192H58V191H57ZM57 192H55L56 196L58 195ZM67 192H68V191H67ZM80 192H81V191H80ZM89 192H90V191H89ZM89 192H88V196H89ZM101 192L103 193V191H101ZM123 192H122V194H123ZM197 192L199 193V191H197ZM216 192H217V191H216ZM230 192H231V191H230ZM253 192H254V191H253ZM47 193H46V196L49 195V194H47ZM50 193L53 194V192H50ZM102 193H101V194H102ZM105 193H106V192H105ZM110 193L107 192L106 194H107V195H110ZM126 193H128V194L130 195V193H129L128 191H126ZM126 193H124V194H126ZM222 193H221V194H222ZM38 194H39V193H38ZM52 194H50V195H52ZM55 194H54V195H55ZM59 194H60V193H59ZM91 194H92V196H97L96 193H95V195H94L93 193H91ZM40 195H39V197H41ZM50 195L47 196L48 198H47V197H44V198H46V201L50 198ZM60 195H61V196H67L68 194H67V195H63V194L61 193ZM69 195H70V194H69ZM69 195H68V196H69ZM134 195H135V194H134ZM143 195H142V196H143ZM184 195H185V194H184ZM225 195H226V194H225ZM225 195H224V197H225ZM228 195H229V194H227V196H228ZM14 196H13V197H14ZM44 196H45V195H44ZM71 196H69V197H71ZM74 196H73V197H74ZM80 196H81V195H80ZM88 196H87V197H88ZM130 196H131V195H130ZM195 196H196V195H195ZM201 196H202V195H201ZM42 197H43V196H42ZM42 197H41V198H42ZM78 197H75V200H79ZM97 197H98V196H97ZM115 197H116V196H115ZM140 197H141V196H140ZM140 197L137 196V199L140 198ZM196 197H197V196H196ZM209 197H210V196H209ZM218 197H219V196H218ZM221 197H223V196L221 195ZM24 198H25V197H24ZM44 198H42L43 201H45ZM52 198L54 199L55 196L52 195L50 201L52 200ZM60 198H61V197H60ZM76 198H77V199H76ZM80 198H81V197H80ZM108 198H109V197H108ZM111 198H112V197H111ZM165 198H167V197H165ZM0 199H1V198H0ZM57 199H58V197H57ZM106 199H107V198H106ZM112 199H113V198H112ZM121 199L123 200V199H124V196H123ZM125 199H126V198H125ZM125 199H124V200H125ZM135 199H136V198H135ZM137 199H136V200H137ZM192 199H193V198H192ZM204 199H206V198H204ZM210 199H211V198H210ZM12 200H13V199H12ZM26 200H27V198H26ZM29 200H30V199H29ZM62 200H63V199H62ZM64 200H65V199H64ZM64 200H63V201H64ZM81 200H82V198H81ZM87 200H89V199H87ZM114 200H115V199H114ZM122 200H121V201H122ZM124 200H123V201H124ZM143 200H144V199L142 198V201H143ZM187 200H188V199H187ZM198 200H199V199H198ZM208 200H209V199H208ZM31 201H32V200H31ZM50 201H49V202H50ZM52 201H53V200H52ZM57 201H58V200H57ZM79 201H80V200H79ZM90 201H91V200H90ZM205 201H206V200H205ZM211 201H212V199H211ZM211 201H210V202H211ZM12 202H13V201H12ZM15 202H16V200H15ZM32 202H33V201H32ZM47 202H48V201H47ZM61 202H62V201H61ZM64 202H65V201H64ZM64 202H63L62 204H64ZM80 202H81V201H80ZM80 202H79V203H80ZM164 202H166L165 199H164ZM196 202H197V201H196ZM196 202H195V203H196ZM210 202H209V203H210ZM218 202H219V200H218ZM24 203H25V201H24ZM24 203H23V204H24ZM45 203H46V202H45ZM66 203H67V202H66ZM82 203H83V202H82ZM206 203H207V202H206ZM211 203H213V202H211ZM219 203H220V202H219ZM13 204H14V203H13ZM13 204H12V206L14 207ZM23 204H22V205H23ZM25 204H26V203H25ZM28 204H29V203H28ZM51 204H52V203H51ZM77 204H78V201H77ZM126 204H127V203H126ZM164 204H165V203H164ZM168 204H167V205H168ZM220 204H221V203H220ZM19 205H18V207H19ZM47 205H48V204H47ZM65 205H66V204H65ZM78 205H79V204H78ZM102 205H103V204H102ZM111 205H112V204H111ZM154 205H155V204H154ZM161 205H162V203H161ZM206 205H207V204H206ZM4 206H5V205H4ZM12 206H11V207H12ZM67 206H68V205H67ZM73 206H74V205H73ZM109 206H110V205H109ZM119 206H120V205H119ZM155 206H156V205H155ZM155 206H154V207H155ZM191 206L193 207V204H192ZM197 206H198V204H197ZM63 207H66V206L63 205ZM4 208H5V207H4ZM14 208H15V209H14L15 211L18 209V208L16 209V207H14ZM19 208H20V207H19ZM21 208H22V207H21ZM44 208H45V206H44ZM49 208H50V207H49ZM55 208H56V207H55ZM58 208H59V207H58ZM68 208H69V207H68ZM125 208H126V207H125ZM195 208H196V207H195ZM195 208H194V209H195ZM197 208H198V207H197ZM2 209H3V208H2ZM9 209H10V208H9ZM22 209H23V208H22ZM24 209L26 210V209H28V208L26 207V208H24ZM65 209H66V208H65ZM186 209H187V208H185V211H186ZM192 209H193V208H192ZM200 209H202V208H200ZM200 209H198V211H200V213H202V211H201ZM57 210H58V209H57ZM69 210H70V209H69ZM69 210H68V211H69ZM156 210H157V209H156ZM168 210H169V209H168ZM183 210H184V209H183ZM183 210H182V211H183ZM205 210H207V212H209L208 209H205ZM9 211H10V210H9ZM18 211H19V210H17V212H18ZM21 211H22V210H20V212H21ZM26 211H27V210H26ZM66 211H67V209H66ZM173 211H174V210H173ZM178 211H180V210H178ZM178 211H176V212H178ZM2 212H3V211H2ZM2 212H0V214H2ZM12 212H14V211H12ZM17 212H16V213H17ZM34 212H35V211H34ZM69 212H70V211H69ZM191 212H192V210H191ZM194 212H195V210H194ZM24 213H25V212L23 211V214H24ZM49 213H50V212H49ZM64 213H65V211H64ZM200 213H198V214H200ZM204 213H205V212H204ZM17 214H18V213H17ZM20 214H21V213H20ZM20 214H19V215H20ZM39 214H40V213H39ZM41 214H42V213H41ZM70 214H71V212H70ZM83 214H84V213H83ZM83 214H82V215H83ZM183 214H184V213H183ZM193 214H195V213H193ZM216 214H217V213H216ZM8 215H9V214H8ZM10 215H11V213H10ZM13 215H14V218H15V214H13ZM43 215H44V213H43ZM184 215H185V214H184ZM22 216H23V215H22ZM25 216H26V215H25ZM67 216H68V215H67ZM159 216H160V215H159ZM193 216H194V215H193ZM196 216H198V215H196ZM196 216H195V217H196ZM203 216H204V214H203ZM206 216H208V215H206ZM12 217H13V216H12ZM18 217H19V216H18ZM20 217H21V215H20ZM20 217H19V218H20ZM31 217H32V216H31ZM53 217H54V216H53ZM55 217H56V216H55ZM78 217H79V216H78ZM210 217H212L211 214H210ZM3 218H4V217H3ZM34 218H35V217H34ZM79 218H80V217H79ZM185 218H186V217H185ZM198 218H199V216H198ZM9 219H10V218H9ZM39 219L41 220V218H39ZM53 219H54V218H53ZM67 219H68V218H67ZM178 219H179V218H178ZM1 220H3V219L0 218V221H1ZM5 220H6V219H4L3 221L5 222ZM16 220H17V218H16ZM65 220H66V219H65ZM76 220H77V219H76ZM78 220H82V219H78ZM78 220H77V221H78ZM171 220H172V219H171ZM195 220H196V219H195ZM3 221H2V222H3ZM19 221H20V220H19ZM26 221H27V220H26ZM174 221H175V220H174ZM28 222H30V221H28ZM31 222L33 223V221H31ZM66 222H67V221H66ZM81 222H82V221H81ZM16 223H17V221H16ZM21 223H22V219H21ZM161 223H162V222H161ZM176 223H177V222H176ZM178 223H179V222H178ZM204 223H205V222H204ZM0 224H1V222H0ZM22 224H23V223H22ZM40 224H41V223H40ZM75 224H76V223H75ZM77 224H78V222H77ZM163 224H164V223H163ZM169 224H171V223H169ZM67 225H69V224H66V226H67ZM78 225H79V224H78ZM179 225H180V224H179ZM194 225H195V224H194ZM196 225H197V224H196ZM31 226H32V225H31ZM64 226H65V225H64ZM186 226H187V225H186ZM210 226L212 227V225H210ZM1 227H2V226H1ZM41 227H42V226H41ZM69 227H70V225H69ZM69 227H68V228H69ZM81 227H82V224H81ZM165 227H166V226H165ZM179 227H180V226H179ZM199 227H200V226H199ZM207 227H208V226H207ZM33 228H34V227H33ZM33 228H32V229H33ZM176 228L180 231V232H179V231L177 230V231H178L177 234H179V233H183V232H181L180 228H178V227H176ZM191 228H192V227H191ZM194 228H195V227H194ZM65 229H66V227L64 228V231H65ZM183 229H184V228H183ZM207 229H209V228H206V231H207ZM211 229H212V228H211ZM35 230H36V229H35ZM56 230H57V229H56ZM73 230H74V229H73ZM76 230H78V229H76ZM173 230H174V229H173ZM175 230H176V229H175ZM188 230H189V229H188ZM201 230H202V229H200L199 231L202 232L203 230H202V231H201ZM204 230H205V229H204ZM209 230H210V229H209ZM177 231H176V232H177ZM182 231H184V230H182ZM189 231H190V230H189ZM2 232H7V231H6L5 228H0V234H1ZM60 232H62V231H60ZM67 232H68V231L66 230V233H67ZM69 232H70V231H69ZM69 232H68V233H69ZM184 232H186V229H185ZM79 233H80V232H79ZM186 233H187V232H186ZM196 233H197V231H196ZM62 234H63V232H62ZM71 234H73V233H71ZM82 234H83V233H82ZM191 234H193V233H191ZM214 234H215V233H214ZM237 234H238V233H236V235H237ZM56 235H57V234H56ZM66 235H67V234H66ZM68 235H69V234H68ZM68 235H67V236H68ZM79 235H81V234H79ZM175 235H176V234H175ZM182 235H183V234H182ZM182 235L180 234V237H182ZM193 235H194V234H193ZM216 235H217V236H219V235L222 236L223 234H222V233H219V234L217 233ZM52 236H53V235H52ZM54 236H55V235H54ZM183 236H184V235H183ZM217 236H216V238H217ZM226 236H227V235H226ZM237 236H238V235H237ZM0 237H2V236L0 235ZM15 237H16V236H15ZM56 237H57V236H56ZM62 237H63V236H62ZM178 237H179V235H178ZM192 237H193V236H192ZM214 237H215V235H214ZM214 237H213V238H214ZM34 238H35V236H34ZM53 238H55V237H53ZM57 238H59V237H57ZM57 238H56V239H57ZM63 238H64V237H63ZM163 238H164V237H163ZM175 238H177V237H175ZM190 238H191V237H190ZM216 238H215V239H216ZM222 238H223V237H221L219 240H221ZM60 239H62V238H60ZM164 239H165V238H164ZM58 240H59V239H58ZM64 240H65V239H64ZM223 240H224V239H223ZM55 241H57V240H55ZM65 241H66V240H65ZM78 241H79V240H78ZM171 241H173V240H171ZM199 241H202V240L200 239ZM203 241H204V240H203ZM209 241L213 243V241H211V239H210V240H205V242H207L208 244H209ZM68 242H69V241H68ZM174 242H175V241H174ZM176 242H177V241H176ZM216 242H217V241H216ZM57 243H58V242H57ZM66 243H67V242H66ZM200 243H201V242H200ZM203 243H204V242H203ZM212 243H211V244H212ZM223 243H224V241H222V244H223ZM52 244H53V243H52ZM52 244H51V245H52ZM75 244H76V243H75ZM172 244H173V243H172ZM211 244H210L209 246H211ZM213 244H214V243H213ZM222 244H221V245H222ZM57 245H58V244H57ZM72 245H73V244H72ZM198 245H199V244H198ZM201 245H204V244H201ZM201 245L198 246V248H200ZM218 245H220V242H219ZM223 245H224V244H223ZM64 246H65V245H64ZM70 246H71V245H70ZM206 246H208V245L205 244V249L207 248ZM209 246H208V247H209ZM213 246H214V245H213ZM55 247H56V246H55ZM58 247H60V246L58 245ZM78 247H79V246H78ZM219 247H220V246H219ZM73 248H74V247H73ZM185 248H187V247H185ZM188 248H189V247H188ZM190 248H191V247H190ZM198 248H196L197 251H198ZM46 249H47V247H46ZM48 249H49V248H48ZM57 249H58V248H57ZM71 249H72V248H71ZM82 249H83V248H82ZM196 249H195V250H196ZM53 250L56 251L54 248H53ZM60 250H61V249H60ZM74 250H75V249H74ZM79 250H81V248H80ZM178 250H179V249H178ZM189 250H190V249H189ZM49 251H50V250H49ZM70 251H71V250H70ZM208 251H209V250L206 249L204 252H206V254H208V253H207ZM47 252H48V251H47ZM81 252H82V251H81ZM81 252H80V253H81ZM177 252H178V251H177ZM191 252H192V251H191ZM52 253H53V252H52ZM55 253H56V252H55ZM102 253H103V252H102ZM178 253H179V252H178ZM185 253H188V251H186ZM198 253H199V251H198ZM72 254H73V253H72ZM81 254H82V253H81ZM104 254H105V253H104ZM189 254H190V251H189V253H188L187 256H189ZM191 254H192V253H191ZM57 255H58V254H57ZM57 255H55V257H56ZM73 255H74V254H73ZM112 255H113V254H112ZM49 256H50V255H49ZM51 256H52V255H51ZM58 256H59V255H58ZM58 256H57V257H58ZM64 256H65V255H64ZM98 256H100V258H103V259H104V257H106V254H105V256L103 257V256L101 255V252H100V253L98 254ZM187 256H186V257H187ZM192 256H193V255H192ZM192 256H190V257H192ZM200 256H201V259H202V256H203V259H204V255H202V253L200 254ZM28 257H29V256H28ZM28 257H27V258H28ZM35 257H36V256H35ZM35 257H33V258H35ZM71 257H72V256H71ZM113 257H114V256H113ZM180 257H181V256H180ZM190 257H189V259H190V260L192 259L191 261H192V263H194L193 258H195V256L192 257V258H190ZM49 258H50V257H49ZM65 258H66V257H65ZM77 258H78V257H77ZM77 258H76V259H77ZM100 258H99V260H97V263H98V261H99V263H101V261H100L101 259H100ZM108 258H109V260H111L112 256H108ZM181 258H183V257H181ZM199 258H200V257L197 256V258L194 259V260H197V262H200V261H199ZM25 259H26V258H25ZM45 259H46V258H45ZM96 259H97V257H96ZM166 259H167V257H166ZM169 259H170V258H169ZM178 259H179V258H178ZM189 259H188V260H189ZM205 259H207V260L204 261V262L201 261V264H205V262L207 263V261H208V262H211L210 260H208V259H209L208 257H207V258L205 257ZM210 259H211V258H210ZM29 260H30V259H29ZM39 260H40V259H39ZM50 260H51V259H50ZM65 260H68V259H65ZM78 260H79V259H78ZM78 260H77V262H79ZM174 260H177V259H174ZM213 260H214V259H213ZM213 260H212V262H214ZM51 261H52V263H53V259H52ZM54 261H57V259L54 260ZM69 261H70V260H69ZM95 261H96V260H95ZM117 261H118V260H117ZM178 261H180V260H178ZM178 261H177V262H178ZM182 261H183V260H182ZM186 261H187V260H186ZM74 262H75V261H73V263H74ZM106 262H107V261H106ZM112 262H113V261H112ZM112 262H111V264H112ZM177 262H174V263H177ZM189 262H190V261H189ZM75 263H76V262H75ZM97 263H96V264H97ZM99 263H98V264H99ZM162 263H163V262H162ZM174 263H173V264H174ZM182 263H184V262H181V264H182ZM195 263H196V262H195ZM24 264H25V263H24ZM80 264H81V263H80ZM108 264H109V261H108ZM167 264H168V263H167ZM197 264H198V263H197ZM207 264H208V263H207ZM210 264H211V263H210Z\"/></svg>","mask_w":264,"mask_h":264}]
</instances>
